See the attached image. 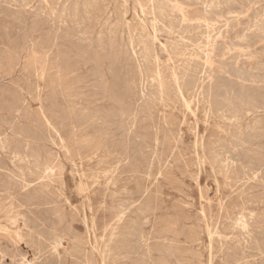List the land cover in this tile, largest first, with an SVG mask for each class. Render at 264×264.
Wrapping results in <instances>:
<instances>
[{
    "label": "rangeland",
    "instance_id": "obj_1",
    "mask_svg": "<svg viewBox=\"0 0 264 264\" xmlns=\"http://www.w3.org/2000/svg\"><path fill=\"white\" fill-rule=\"evenodd\" d=\"M14 1V2H13ZM31 1V2H30ZM46 1V2H45ZM49 3H48V2ZM70 1V2H69ZM75 2V3H72ZM87 1V2H86ZM89 1V2H88ZM96 1V2H95ZM101 1V2H100ZM105 3H104V2ZM109 1V2H108ZM114 1V2H113ZM123 1V2H122ZM127 1V2H126ZM146 3L147 0H139ZM188 1V3H187ZM196 1V2H195ZM199 1L201 3H199ZM203 1V2H202ZM207 0H155L158 12L143 13L135 0H1L0 1V203H20L23 208L36 209L29 214L32 224L41 229L40 254L35 244L14 247L9 242L0 243V264H22L26 259L37 264H83L78 253H88L93 264L97 263L96 250L103 248L108 234L104 226L113 216L121 213L115 245H112L110 264H264V0H218L220 22L210 30L212 38L222 33L224 41L218 40L210 83L204 79V88L191 94L187 111L179 99L170 74L173 68L183 73L182 62L191 63L187 74L189 85L194 76L202 77V60L194 59L198 43L204 42L203 28L183 23L173 9L176 2L186 8L190 19L203 17ZM209 1V0H208ZM223 1V3H222ZM225 1V2H224ZM234 1V2H233ZM251 1L253 3H251ZM263 1V2H262ZM7 2V3H6ZM13 2V3H12ZM16 2V4H15ZM21 2V3H19ZM42 2V3H39ZM45 2V3H44ZM54 2V3H51ZM56 2V3H55ZM64 3V6L62 3ZM70 5H68V3ZM77 2V4H76ZM81 2V3H80ZM87 4H86V3ZM103 2V3H102ZM167 2V3H166ZM185 2V3H184ZM195 2V3H194ZM235 4H233V3ZM242 2V4H241ZM244 2L246 6L244 5ZM261 2V3H259ZM9 3V4H8ZM24 3V4H23ZM86 5H85V4ZM90 3V4H89ZM99 6H98V4ZM118 5H117V4ZM120 3V6H119ZM135 3V4H134ZM163 3V4H162ZM172 3V4H170ZM197 3V4H196ZM199 3V4H198ZM226 3V4H225ZM229 3V4H228ZM5 4V5H4ZM22 6H20V5ZM26 4V5H25ZM42 4V5H41ZM50 4V5H49ZM54 4V5H53ZM97 4V5H96ZM105 6H103V5ZM115 4V5H114ZM122 4V5H121ZM166 6H165V5ZM2 5V6H1ZM4 5V6H3ZM7 7L5 8V6ZM10 5V7H9ZM14 5V6H13ZM24 5V6H23ZM29 5V6H28ZM47 5V6H46ZM56 5V7H55ZM68 5V7H67ZM76 5V6H75ZM92 5V7H90ZM109 5V6H107ZM222 5V6H221ZM240 5V7H239ZM251 5V6H250ZM258 5V7H257ZM18 6V7H17ZM20 6V7H19ZM37 6V7H35ZM53 6V7H51ZM59 6H62L61 8ZM81 6V7H80ZM86 6V8H85ZM114 6V8H113ZM116 6V7H115ZM159 6V7H158ZM238 6V7H237ZM242 6V7H241ZM23 7V8H22ZM42 10H40L39 8ZM44 7V8H43ZM78 7V8H77ZM100 9H96V8ZM104 7V8H103ZM107 7V8H105ZM124 7V8H123ZM127 7V8H126ZM226 7V8H225ZM254 7V8H253ZM8 8V9H7ZM27 8V9H26ZM37 8V9H36ZM53 8V9H51ZM60 8V10H59ZM68 10H67V9ZM70 8V9H69ZM102 8V9H101ZM118 8V9H117ZM166 8V9H164ZM189 10H188V9ZM231 8V9H229ZM237 8V9H236ZM242 8V10H240ZM257 8V9H256ZM5 9V10H4ZM13 11H12V10ZM20 13L18 12V10ZM26 9V10H25ZM35 9V10H32ZM47 9V10H46ZM48 9H50L48 11ZM63 9V10H62ZM72 9V10H71ZM77 9V10H74ZM94 11H93V10ZM105 12H104V10ZM107 9V10H106ZM116 9V10H115ZM122 9V11H121ZM126 9V10H125ZM163 11L164 15L160 12ZM224 9V10H223ZM234 9V10H233ZM253 9V10H252ZM263 9V10H262ZM15 10V11H14ZM53 10V11H51ZM56 10V11H55ZM58 10V11H57ZM85 10V12H84ZM98 10V12H97ZM129 12H128V11ZM134 10V11H133ZM236 10V11H235ZM258 12H256V11ZM263 12H262V11ZM4 11V12H2ZM12 11V12H11ZM36 11V12H35ZM64 11V12H62ZM70 11V12H68ZM74 11V12H73ZM76 11L78 12L76 14ZM83 11V12H82ZM95 13V15H91ZM103 13H102V12ZM107 11V13H106ZM116 11V12H115ZM126 11V13H124ZM169 11V13L167 12ZM171 11V12H170ZM192 11V12H191ZM194 11V12H193ZM221 11V12H220ZM261 11V12H260ZM28 12V14L26 13ZM31 12V13H29ZM66 12V13H65ZM73 12V14H72ZM91 12V13H89ZM97 12V13H96ZM122 14H120V13ZM135 12V13H134ZM148 12V13H147ZM176 12V13H175ZM196 12V13H195ZM201 12V13H200ZM217 12H220L217 14ZM224 12V13H223ZM228 12V13H227ZM234 12V13H233ZM239 12V13H237ZM242 12V13H241ZM18 15H16V14ZM43 13V14H42ZM55 15H54V14ZM60 13V14H59ZM65 15H64V14ZM75 13V14H74ZM100 13V14H99ZM141 13V14H139ZM157 13V14H156ZM160 18L159 19V14ZM215 13V12H214ZM223 13V14H222ZM254 15H253V14ZM30 14V15H29ZM37 14V15H36ZM39 14V15H38ZM49 14V17L48 15ZM59 14V15H58ZM67 14V15H66ZM69 14V15H68ZM71 14V15H70ZM89 14V15H88ZM133 14V15H132ZM146 14V15H145ZM150 14V15H149ZM176 14V15H175ZM196 14V15H195ZM226 14V15H225ZM256 14V15H255ZM260 17L257 20V16ZM13 15H16L12 17ZM24 15V16H23ZM32 15V16H31ZM36 15V18H35ZM45 15V16H44ZM74 15V17H73ZM80 15V16H78ZM82 15V17H81ZM106 15V16H105ZM125 15V17H124ZM149 15V16H148ZM152 15V16H151ZM169 15V16H168ZM230 15V18H229ZM237 15V16H236ZM252 15V16H251ZM4 16V17H3ZM11 16V17H10ZM44 17L42 19V17ZM72 16V17H71ZM93 16V17H92ZM98 16V17H96ZM108 16V18H107ZM117 16V18L115 17ZM121 16V17H120ZM133 16L135 19H133ZM164 18H163V17ZM168 16V17H167ZM178 16V17H177ZM194 16V17H193ZM197 16V17H195ZM240 18H239V17ZM56 17V18H55ZM61 17V18H60ZM71 17V19H70ZM76 17V18H75ZM81 17V18H80ZM123 17V18H122ZM138 17V18H137ZM147 17V18H146ZM228 17V18H227ZM237 19V21L233 18ZM242 17V18H241ZM255 17V18H252ZM5 18V19H4ZM19 18V19H18ZM22 18V19H21ZM35 18V19H34ZM38 18V19H37ZM39 18L42 20H39ZM46 18V19H45ZM67 18V19H66ZM95 18V20L92 19ZM98 20H97V19ZM103 18V19H101ZM107 18V19H106ZM110 18V20H109ZM123 20H122V19ZM146 18V19H145ZM170 18V19H169ZM175 18V19H174ZM7 19V20H6ZM18 19V20H17ZM34 21H33V20ZM51 19V21H50ZM58 20V21H55ZM62 19V20H61ZM70 19V20H69ZM73 19V21H72ZM79 19V20H78ZM82 21H81V20ZM86 19V20H85ZM89 19V20H88ZM112 19V20H111ZM122 21H120V20ZM156 19V21H155ZM168 19V20H167ZM235 21H234V20ZM14 20V21H12ZM37 20V21H36ZM39 20V23H38ZM77 20V21H75ZM109 20V21H107ZM126 22H125V21ZM140 20V21H139ZM154 20V21H153ZM179 20V21H178ZM227 21V27L224 25ZM242 20V21H241ZM262 20V21H261ZM5 21V22H4ZM24 21V22H23ZM55 21V22H54ZM64 22L61 24V22ZM71 21V22H70ZM75 21V22H74ZM95 22V24L93 22ZM97 21H99L97 23ZM101 21V22H100ZM118 26L117 25V22ZM128 21V22H127ZM162 21V22H161ZM171 21V23L169 22ZM175 21V22H174ZM241 21V22H239ZM247 21V22H246ZM253 21V22H251ZM261 21V22H260ZM7 22V23H6ZM20 22V23H19ZM37 24H36V23ZM41 22V23H40ZM45 22V23H44ZM51 22V23H50ZM54 22V23H53ZM69 22V23H68ZM74 22V23H72ZM110 22V23H109ZM116 22V23H115ZM130 22V23H129ZM135 22V23H134ZM153 22V23H152ZM173 22V23H172ZM180 22V24H179ZM244 25H243V23ZM258 22V23H254ZM24 23V24H23ZM34 23V25H33ZM44 23V24H43ZM56 23V24H55ZM66 23V24H65ZM79 23V24H77ZM81 23V24H80ZM89 28L87 27L88 24ZM103 25H102V24ZM115 23V24H114ZM133 23V24H132ZM137 23V24H136ZM177 23L178 25L176 26ZM194 23V21H193ZM242 23V24H241ZM249 24L248 26L246 25ZM252 23V24H251ZM262 23V24H261ZM30 24L32 26L30 27ZM46 24V25H45ZM51 28H49L50 26ZM73 29H70L71 27ZM123 24V27H122ZM139 24V25H138ZM154 24V25H153ZM188 26H187V25ZM251 24V25H250ZM23 25V26H22ZM67 25L69 27H67ZM77 25V26H75ZM97 25V27H96ZM115 25V26H114ZM131 25V26H130ZM134 25V26H133ZM150 25V26H149ZM156 25V26H155ZM181 25V27H179ZM223 25V26H222ZM230 25V26H229ZM235 25V26H234ZM254 25V26H253ZM257 25V26H255ZM261 25V27L259 26ZM15 26V27H14ZM21 26V28H20ZM28 26V27H27ZM57 26V27H56ZM79 26V27H78ZM83 26V27H82ZM86 26V27H85ZM103 26H107L104 27ZM109 26V27H108ZM112 26V27H111ZM114 26V27H113ZM125 26H128L125 27ZM136 26V27H135ZM141 26V27H139ZM154 28H152V27ZM161 26V28H160ZM170 26V27H169ZM187 26V27H186ZM242 26V27H241ZM248 27L249 29L245 28ZM250 26V27H249ZM263 26V29H262ZM9 27V28H8ZM26 27V29H25ZM42 27V28H41ZM47 27V28H46ZM60 27V28H58ZM63 27V28H61ZM65 27H67L65 29ZM75 27V28H74ZM77 27V28H76ZM82 27V29H81ZM93 27V29H92ZM99 27V28H98ZM102 27V30H101ZM117 27L119 29H117ZM139 27V29H137ZM183 27V28H182ZM186 27V29H184ZM195 27V29H194ZM241 27V28H240ZM257 27V28H256ZM11 28V29H10ZM24 28V29H23ZM34 28V29H33ZM58 28V29H57ZM106 28V29H105ZM109 31H108V29ZM122 28V29H121ZM131 28V29H130ZM143 28V29H140ZM147 30H146V29ZM152 28V29H151ZM166 28V29H165ZM172 28V29H170ZM176 30H175V29ZM225 28V30L223 29ZM243 28V29H242ZM245 28V29H244ZM37 29V30H36ZM39 29V32H38ZM53 29V30H51ZM77 29V30H76ZM83 31H81V30ZM92 29V30H91ZM99 29V30H98ZM105 29V30H104ZM112 29V30H110ZM136 31H135V30ZM156 29V30H155ZM175 31H174V30ZM193 29V30H192ZM219 29V30H218ZM225 31L223 32L222 31ZM232 29L235 31H232ZM242 29V30H241ZM256 32L254 33V31ZM6 30V31H5ZM9 30V31H8ZM12 30V31H11ZM26 30V31H25ZM49 33H47V31ZM50 30V31H49ZM57 32H56V31ZM59 30V32H58ZM73 33H72V31ZM115 30V32H114ZM118 30V31H117ZM125 30V31H124ZM141 30V32H140ZM172 30V31H171ZM183 30V31H182ZM185 30V31H184ZM198 30V31H197ZM230 30V31H229ZM237 30V32H236ZM249 30V31H248ZM24 32V33H21ZM28 31V32H27ZM65 32V35H63ZM69 31V32H67ZM86 31V32H85ZM88 31V33H87ZM94 31V32H93ZM99 33H98V32ZM105 31V32H104ZM108 31V32H107ZM144 31V35L143 32ZM155 33H154V32ZM164 31V32H163ZM167 31V32H166ZM174 33H171L173 32ZM182 31V32H181ZM187 31V33H186ZM192 31V32H189ZM194 31V32H193ZM200 31V32H199ZM244 33H243V32ZM14 32V33H13ZM18 32V33H17ZM46 32V34L44 33ZM77 32V33H76ZM81 32V33H78ZM91 32V33H89ZM101 32V33H100ZM109 32H113L112 34ZM130 32V34H129ZM138 32V33H137ZM146 32V33H145ZM158 32V33H157ZM162 32V33H161ZM166 32V33H165ZM169 32V35H168ZM179 34H178V33ZM184 32V33H183ZM214 32V34H213ZM233 32V33H231ZM258 32V34H257ZM5 33V34H4ZM41 33V34H40ZM75 33V34H74ZM83 33V34H82ZM85 33V34H84ZM93 33V34H92ZM96 33V34H95ZM118 33V34H116ZM121 33V34H120ZM135 33V34H134ZM140 33V34H139ZM193 33L195 34L193 36ZM201 33V34H199ZM236 33V34H235ZM248 33V34H247ZM16 34V35H15ZM55 34V35H53ZM59 34V36H58ZM70 34V35H69ZM82 34V35H81ZM89 34V35H87ZM91 34V35H90ZM117 36H116V35ZM139 34V35H138ZM143 36H142V35ZM146 34V35H145ZM149 34V35H147ZM174 36H173V35ZM251 34V35H250ZM48 35V36H47ZM57 35V38H56ZM93 35V36H92ZM100 39H99V36ZM120 35V36H119ZM126 35V36H125ZM133 35V36H132ZM179 37H178V36ZM183 35V37H182ZM189 35V36H187ZM198 35V36H197ZM215 35V37H213ZM228 35V36H227ZM233 35H235L233 37ZM243 35V36H242ZM248 35V36H247ZM250 35V36H249ZM255 35V36H254ZM262 35V36H261ZM47 36V37H46ZM65 38H64V37ZM71 36V37H70ZM105 36V37H104ZM113 38H112V37ZM135 36V37H134ZM139 38H138V37ZM149 36V37H148ZM154 39H151V37ZM171 36V37H170ZM237 36V37H236ZM242 36V37H241ZM245 36V37H244ZM3 37H6L3 39ZM20 37V38H19ZM24 37V38H23ZM45 37V38H44ZM55 37V38H54ZM60 37V38H59ZM63 37V38H62ZM80 37V40H78ZM88 37V39L86 38ZM128 40H127V38ZM148 37L150 39H146ZM187 37V38H186ZM197 37V38H196ZM233 37V38H232ZM245 39H244V38ZM250 37L252 39H250ZM15 38V39H14ZM23 40H22V39ZM47 38V39H46ZM59 38V39H58ZM96 38V39H95ZM98 38V39H97ZM110 38V39H109ZM124 38V39H123ZM130 38V39H129ZM134 38L136 40H134ZM146 39V40H143ZM156 38V39H155ZM159 38V39H158ZM162 38V39H161ZM195 38V39H194ZM239 38V39H238ZM254 38V39H253ZM8 39V40H7ZM21 39V41H20ZM64 39V40H63ZM70 39V41H69ZM72 39V41H71ZM75 39V40H74ZM82 39V40H81ZM92 39V41H91ZM112 39V40H111ZM115 39V40H113ZM140 39V40H138ZM180 39V40H179ZM183 39V40H182ZM203 39V40H202ZM237 39V40H236ZM249 41H247V40ZM10 40V41H9ZM15 40L17 42H15ZM49 40V41H48ZM61 40V41H59ZM76 41V43L74 41ZM87 40V41H85ZM89 40V41H88ZM100 40V41H99ZM117 40V43L115 42ZM121 40V41H119ZM124 40V41H123ZM132 40V41H131ZM134 40V41H133ZM157 40V41H156ZM169 40V41H167ZM198 40V41H195ZM202 40V41H201ZM235 40V41H234ZM254 40V41H252ZM5 43H4V42ZM20 41V42H19ZM24 45L22 44L23 42ZM55 41V42H54ZM58 41V42H57ZM65 41V42H64ZM78 41V42H77ZM82 43H81V42ZM96 41V42H95ZM103 43H102V42ZM114 41V42H112ZM139 41V42H138ZM146 41V42H145ZM167 41V42H165ZM182 43H181V42ZM195 41V42H194ZM200 41V42H199ZM228 41V42H227ZM241 41H243L241 43ZM15 42V43H13ZM40 42V44H39ZM44 42V45L43 43ZM53 42V43H51ZM57 42V43H56ZM62 42V43H61ZM73 42V43H72ZM87 44H84V43ZM112 42V43H111ZM121 42V44L119 43ZM127 42V43H126ZM138 42V43H137ZM159 42V43H158ZM169 42V43H168ZM188 42V43H187ZM229 49L228 54L224 50ZM237 44H235V43ZM239 42L240 44H238ZM247 42V43H245ZM250 42V43H249ZM35 43V44H34ZM56 43V46L54 45ZM61 43V44H59ZM88 43L91 45H88ZM99 43H101L99 45ZM108 43V44H107ZM143 43V45H142ZM150 43L152 47L150 46ZM161 43V44H160ZM177 43V44H175ZM191 43V44H190ZM223 43V44H221ZM229 43V44H228ZM31 44V45H30ZM34 44V45H33ZM39 44V47H38ZM65 44V45H63ZM73 44V45H72ZM76 46H75V45ZM120 44V45H119ZM126 44V45H125ZM140 44V45H138ZM247 44V45H246ZM249 44V46H248ZM251 44V46H250ZM33 45V46H32ZM37 45V46H36ZM51 45V46H50ZM67 45V46H66ZM79 45V46H78ZM82 45V46H81ZM104 45V46H103ZM116 45V46H115ZM128 45V46H127ZM164 45V46H162ZM180 45V46H179ZM187 45V47H186ZM243 45V46H242ZM19 46V47H18ZM22 46V47H20ZM44 46V47H43ZM48 46V47H47ZM63 46V47H62ZM88 48H85L87 47ZM102 48H101V47ZM109 46V47H108ZM117 48H114V47ZM119 46V47H118ZM132 48H131V47ZM137 46V47H136ZM140 46V47H139ZM150 46V47H149ZM175 50H173V48ZM177 46V47H176ZM184 46V47H183ZM189 46V47H188ZM32 47V49H31ZM38 47V48H37ZM62 47V48H61ZM67 47V48H66ZM93 49V50H91ZM106 49H105V48ZM123 47V48H122ZM231 47V48H230ZM251 47V48H250ZM19 48V49H18ZM27 48V49H26ZM35 48V49H34ZM44 48V49H43ZM46 48V49H45ZM53 49V50H50ZM72 48V49H71ZM79 50H78V49ZM124 50H122V49ZM131 48V49H130ZM140 48V49H139ZM147 48V49H146ZM165 48V49H163ZM246 48V49H245ZM254 48V49H253ZM30 49V50H29ZM57 49V50H55ZM84 49V50H82ZM86 49V50H85ZM98 52L95 53V51ZM111 49V50H110ZM114 49V50H112ZM137 49V50H136ZM143 49V50H142ZM146 49V50H144ZM153 49V50H152ZM160 49V50H158ZM179 49V50H178ZM191 51H190V50ZM5 50V51H4ZM24 50V51H23ZM39 50V51H38ZM43 52L41 53L40 52ZM45 50V52H44ZM72 50V51H71ZM91 50V51H90ZM95 50V51H94ZM117 50V51H116ZM163 50V51H162ZM165 50V51H164ZM172 50V51H171ZM180 50L182 52H180ZM26 51V52H25ZM34 51V52H33ZM47 51V52H46ZM58 51V52H56ZM64 51V52H62ZM66 51V52H65ZM75 54H74V52ZM80 53H77L79 52ZM111 51V52H110ZM113 51V52H112ZM120 51V53H118ZM127 51V56L124 52ZM131 51V52H130ZM145 51V52H144ZM151 51V52H150ZM172 53H170V52ZM219 53L217 54V52ZM240 53H238V52ZM69 52V54H68ZM84 52V53H83ZM90 52V53H89ZM105 54H104V53ZM153 52V53H152ZM175 52V53H174ZM178 52V53H177ZM184 52V53H183ZM233 52V53H232ZM6 53V54H5ZM36 53V54H35ZM77 53V54H76ZM87 53V54H86ZM89 53V54H88ZM92 53V54H91ZM101 53V54H100ZM138 56H137V54ZM145 53V55H144ZM150 53V55H149ZM152 53V55H151ZM156 53V55H155ZM189 53V54H188ZM193 53V54H192ZM224 53V55H223ZM230 53V54H229ZM232 53V54H231ZM243 53V56H242ZM245 53V54H244ZM20 54V55H19ZM33 56H32V55ZM42 54V55H41ZM47 54V56H45ZM50 54V55H49ZM79 54V55H78ZM86 54V55H85ZM100 54V56H98ZM112 54V55H111ZM115 54V55H113ZM119 54V55H118ZM125 54V55H124ZM147 54V55H146ZM168 54V55H167ZM181 54V55H180ZM184 54V55H183ZM192 54V55H191ZM239 54V55H238ZM44 55V57H43ZM88 55V57H86ZM96 55V56H95ZM129 55V56H128ZM134 55H136L134 57ZM141 55V56H140ZM218 55V56H217ZM233 55V56H232ZM236 55V56H234ZM248 55V56H247ZM3 56V57H2ZM16 56V57H15ZM57 56V57H56ZM68 56V57H67ZM74 56V57H73ZM90 56H92L90 58ZM104 59H103V57ZM106 56V57H105ZM118 56V58H117ZM120 56V57H119ZM125 56V57H123ZM140 56V57H139ZM153 56H155V59ZM170 58H169V57ZM172 56V57H171ZM217 56V57H216ZM18 57V58H17ZM63 57V58H62ZM85 57V58H84ZM95 57V60L94 58ZM97 57V58H96ZM112 57V58H111ZM128 57V58H127ZM144 57V58H142ZM150 57H152L150 59ZM179 59H178V58ZM193 57V59H192ZM200 57V56H199ZM46 58V59H45ZM50 58V59H49ZM60 58V60H59ZM69 58V59H68ZM74 58V59H73ZM100 58V59H99ZM109 58V60H108ZM121 58V59H120ZM125 58V63L122 60ZM136 58V59H135ZM140 58V59H139ZM146 58V59H145ZM181 58V59H180ZM187 58V59H186ZM201 58V57H200ZM223 58V59H222ZM227 58V59H226ZM243 58V59H242ZM259 58V59H258ZM67 59V60H66ZM71 59L74 61H71ZM81 59V60H80ZM115 59V60H114ZM128 59V60H127ZM130 59H133L132 61ZM135 59V60H134ZM150 59V61H149ZM155 59V60H153ZM174 59V60H173ZM178 59V60H177ZM183 59V60H182ZM239 59V60H238ZM6 60V61H5ZM25 60V61H24ZM43 60V63H42ZM56 60V62H55ZM90 60V61H89ZM94 60V61H93ZM103 60V61H102ZM117 60V63H116ZM141 60L143 62H141ZM147 61V62H144ZM186 60V61H185ZM216 60V61H215ZM228 60V61H226ZM242 60V62H241ZM259 60V61H258ZM261 60V62H260ZM41 61V62H40ZM67 61V62H66ZM81 63H80V62ZM85 61V62H84ZM87 61V63H86ZM99 61V62H98ZM105 61V62H104ZM120 63H119V62ZM131 61V62H130ZM155 64H154V62ZM156 61L158 63H156ZM161 61V62H160ZM167 61V62H166ZM178 61V62H177ZM199 61V63H198ZM246 61V62H245ZM18 62V63H17ZM25 62V63H24ZM65 62V64L61 63ZM70 62V63H69ZM77 62V63H76ZM83 62V63H82ZM103 62V63H102ZM109 62V63H107ZM115 62V63H114ZM134 62V63H133ZM195 62V63H194ZM232 62V63H231ZM238 64H236V63ZM258 62V63H257ZM5 63V65H4ZM9 63V64H8ZM72 63V64H71ZM73 63H75L73 65ZM79 63V64H78ZM85 63V64H84ZM94 65H93V64ZM97 63V66H96ZM98 63L100 65H98ZM114 63V66H113ZM119 63V64H118ZM144 63V64H143ZM220 63V66H219ZM223 63V64H222ZM262 65H261V64ZM7 64V65H6ZM19 64V65H17ZM34 64V65H33ZM36 64V65H35ZM61 64V65H59ZM67 64V65H66ZM71 64V65H70ZM88 64V65H87ZM103 64V66H101ZM108 64V65H107ZM124 64V65H123ZM133 64V65H132ZM139 64V65H138ZM141 64V65H140ZM148 64V67L147 65ZM162 64V65H161ZM165 64V65H164ZM173 64V65H172ZM200 64V65H199ZM231 64V65H230ZM260 64V65H259ZM42 65V66H40ZM45 67H44V66ZM51 65V66H50ZM56 65V66H55ZM66 65V66H65ZM117 67H116V66ZM137 65V66H136ZM145 65V66H144ZM152 65V66H151ZM156 65V66H155ZM184 65V64H183ZM194 65L196 68H194ZM12 66V67H11ZM22 66V67H21ZM50 66V67H49ZM56 68H55V67ZM69 66V67H68ZM80 68H79V67ZM99 66V67H98ZM109 66V67H108ZM111 66V67H110ZM120 66V67H119ZM154 66V67H153ZM164 66V67H162ZM176 66V67H175ZM222 66V67H221ZM233 66V67H231ZM244 66V68H243ZM250 66V67H249ZM263 66V67H262ZM4 67V68H3ZM6 67V69H5ZM40 67V68H39ZM61 67V68H60ZM63 67V68H62ZM76 67V68H74ZM78 67V68H77ZM91 67V68H90ZM102 67V68H101ZM122 67V68H121ZM125 67V68H124ZM128 67V68H127ZM137 67V69H135ZM152 67V68H151ZM168 67V68H167ZM241 67V68H239ZM259 67V68H258ZM9 68V69H8ZM70 68H72L70 70ZM96 68L98 71H96ZM99 68V69H98ZM101 68V69H100ZM133 68V69H132ZM139 68V69H138ZM146 68V69H145ZM150 68V69H148ZM194 68V69H193ZM246 68V69H245ZM256 68V69H255ZM32 69V70H31ZM40 69V70H39ZM95 69V70H94ZM106 69V70H105ZM143 69V70H142ZM158 69V70H157ZM163 69V70H161ZM181 69V70H180ZM201 69L202 71H199ZM237 71H236V70ZM243 69V70H241ZM11 72H10V71ZM13 70V72H12ZM24 70V71H22ZM34 70V71H33ZM63 70V71H62ZM79 70V71H78ZM90 70V71H89ZM129 70V71H128ZM133 70V71H132ZM134 70L137 72H134ZM141 70V71H140ZM220 70V71H219ZM222 70V71H221ZM225 70V71H224ZM231 70V71H230ZM246 70V71H245ZM257 70V71H256ZM260 70V71H259ZM38 71V72H37ZM66 71V72H65ZM94 71V72H93ZM108 71V72H107ZM128 71V72H127ZM140 71V72H138ZM161 71V72H160ZM182 71V72H181ZM242 71V73H241ZM250 71V72H248ZM253 71V72H251ZM24 72V73H22ZM26 72V74H25ZM31 75H30V73ZM63 72V73H62ZM88 72V73H87ZM93 72V73H92ZM102 72V74H99ZM112 72V73H111ZM117 72V73H116ZM122 74H121V73ZM131 72V73H130ZM133 72V73H132ZM153 72V73H152ZM159 72L163 95L153 75ZM166 72V73H165ZM170 72V73H169ZM195 72V73H194ZM200 72V73H199ZM225 72V73H223ZM232 72V73H231ZM234 72V73H233ZM238 72V73H235ZM255 72V73H254ZM262 72V73H261ZM38 73V74H37ZM42 79H41V74ZM58 73V74H57ZM91 73V74H90ZM139 73V74H138ZM146 73V74H145ZM161 73V74H160ZM18 74V75H16ZM33 74V75H32ZM104 74V75H103ZM118 76H117V75ZM124 74V75H123ZM133 74V75H132ZM142 74V75H140ZM149 74V75H148ZM235 74V75H234ZM248 74V77H247ZM3 75V76H1ZM6 75V76H4ZM10 75V76H8ZM20 75V76H19ZM27 75V76H26ZM61 75V76H60ZM90 75V76H88ZM102 75V76H101ZM137 77H136V76ZM146 75V76H145ZM170 75V76H169ZM200 75V76H199ZM227 75V76H226ZM256 77H255V76ZM8 76V77H7ZM13 76V77H12ZM25 76V77H24ZM94 76V78H93ZM101 76V77H100ZM114 76V77H113ZM125 76V77H124ZM140 76V78H139ZM198 76V78L196 77ZM230 78H229V77ZM235 76V77H234ZM245 76V78H244ZM27 77V78H26ZM31 77V79L29 78ZM36 77V78H35ZM40 77V78H38ZM68 80H67V78ZM74 77V78H73ZM80 77V78H79ZM96 77V78H95ZM98 77V78H97ZM104 77L102 83V78ZM111 77V78H110ZM124 77V78H123ZM133 77V78H132ZM135 77V78H134ZM169 77V78H168ZM237 77V78H236ZM243 79H242V78ZM258 77V79H257ZM24 78V79H23ZM62 78V80H61ZM101 78V79H100ZM109 78V79H108ZM113 78V79H112ZM114 78H118L115 80ZM122 78V79H121ZM136 78L138 80H136ZM234 78V79H233ZM251 78V79H250ZM254 78V79H253ZM88 79V80H87ZM90 79V80H89ZM106 79V80H105ZM111 79V80H110ZM127 79V80H126ZM129 79V80H128ZM147 79V80H146ZM223 79V80H221ZM256 79V80H255ZM261 79V80H260ZM71 80V82H70ZM73 80V81H72ZM94 80V81H93ZM125 80V81H124ZM131 80V81H130ZM144 80V81H143ZM166 80V82H165ZM195 80V79H194ZM216 80V81H215ZM221 80V81H220ZM229 80V81H228ZM250 80V81H249ZM5 81V82H4ZM18 81V82H17ZM24 81V82H23ZM59 81V84H58ZM81 83H80V82ZM89 83H88V82ZM130 81V82H129ZM148 81V82H147ZM164 81V82H163ZM214 81V82H213ZM236 81V82H234ZM253 81V82H252ZM262 81V82H261ZM9 82V83H8ZM22 82V83H20ZM36 82V83H35ZM110 84H109V83ZM125 82V83H124ZM129 85H127L126 84ZM134 82V83H133ZM138 82V83H137ZM141 82V83H140ZM144 82L146 84H144ZM151 82V83H149ZM153 82V84H152ZM191 82V83H190ZM216 82V83H215ZM227 82V83H226ZM259 82V83H258ZM7 83V84H6ZM28 83V84H27ZM65 83V84H64ZM67 83V84H66ZM69 83V84H68ZM75 83V84H74ZM91 83V85H90ZM96 83V84H95ZM113 83V84H112ZM118 83V84H117ZM164 83V84H163ZM167 83V84H166ZM187 86L188 87V85ZM221 88V92L219 85ZM225 85H224V84ZM233 85H230V84ZM243 83V84H242ZM248 83V84H247ZM11 84V85H10ZM21 84V85H20ZM34 87L31 88L30 87ZM34 84V85H33ZM77 84L79 85L77 87ZM92 84H94L92 86ZM117 84V85H115ZM123 84V85H122ZM131 84V85H130ZM135 84V85H134ZM171 84V85H170ZM212 86L215 85V86ZM217 84V85H216ZM235 84V85H234ZM246 85V88L244 86ZM26 85V86H25ZM54 85V86H53ZM66 85V86H65ZM88 85V86H87ZM90 85V86H89ZM103 85V86H102ZM107 85V86H106ZM110 85V86H109ZM113 85V86H112ZM119 85V86H118ZM134 85V86H133ZM170 87H169V86ZM222 85V87H221ZM224 85V86H223ZM244 85V86H243ZM254 85V88L252 89ZM7 89H6V87ZM25 86V87H23ZM74 86V87H71ZM81 86V87H80ZM96 86V88H95ZM118 86V87H117ZM131 86V87H130ZM141 87V91L140 88ZM153 86V87H152ZM166 86V87H165ZM174 88H173V87ZM226 86V87H225ZM238 86V87H237ZM251 86V87H250ZM3 87V88H2ZM23 87V88H22ZM91 89H90V88ZM130 89H125V88ZM136 87V88H135ZM143 87V88H142ZM158 87V88H157ZM208 87V89H207ZM231 87V88H230ZM234 87V88H233ZM241 87V88H240ZM243 87V89H242ZM256 87V88H255ZM262 91H260L261 89ZM13 88V89H12ZM46 88V89H45ZM58 88V89H57ZM62 88V89H61ZM65 88V90L63 89ZM73 88V89H72ZM76 88V89H75ZM78 88V89H77ZM100 88V89H99ZM106 88V89H105ZM112 88V89H111ZM115 88V89H114ZM135 88V89H133ZM139 88V89H138ZM146 88V89H145ZM165 88V90H164ZM171 88V89H170ZM224 90H223V89ZM233 88V89H232ZM238 88V89H237ZM250 88V89H248ZM16 93H15V91ZM21 89V90H20ZM39 89V90H38ZM89 89V90H87ZM157 89V90H156ZM214 89V90H213ZM227 89V90H226ZM240 89V90H239ZM245 89V90H244ZM3 90V91H1ZM10 90V91H9ZM24 90V91H23ZM27 90V91H26ZM30 90V91H29ZM44 90V91H43ZM72 90V91H70ZM100 90V91H99ZM106 92H105V91ZM111 90V91H110ZM116 90V91H115ZM169 90V91H167ZM173 90V91H172ZM209 92H208V91ZM217 90V91H215ZM248 90V92H247ZM9 91V92H8ZM81 91V92H80ZM83 91V92H82ZM98 91V92H97ZM102 91V92H101ZM122 91V92H121ZM133 91V92H132ZM148 91V92H146ZM152 91V92H151ZM230 91V92H228ZM232 91V93H231ZM239 93H238V92ZM242 91V92H241ZM244 91V92H243ZM253 91V92H252ZM256 91H259L257 94ZM12 92V93H11ZM28 92V93H27ZM48 92V93H47ZM54 94H51V93ZM61 92V94H60ZM68 94H65V93ZM75 92V93H74ZM100 92V93H99ZM121 92V93H120ZM132 92V93H131ZM136 92V93H135ZM140 92V93H139ZM142 92V93H141ZM168 92V93H167ZM203 92V93H202ZM210 94H208V93ZM212 92V93H211ZM214 92V93H213ZM218 95H216L215 94ZM218 92V93H217ZM223 92V93H222ZM246 92V93H245ZM252 92V93H251ZM11 95H10V94ZM15 93V94H14ZM112 93V95H111ZM127 93V94H126ZM149 93V95L147 94ZM153 93V94H152ZM173 95H172V94ZM208 95H207V94ZM230 93V94H229ZM256 93V94H253ZM5 94V95H4ZM19 94V95H18ZM84 94V95H83ZM102 96H101V95ZM115 94V95H114ZM125 94V95H124ZM137 94V96H136ZM140 94V95H139ZM169 94V95H168ZM194 94V95H193ZM202 94V95H201ZM235 94V95H234ZM240 96H239V95ZM244 96H243V95ZM22 95V96H21ZM33 95V96H32ZM39 95V96H38ZM70 95V96H69ZM79 95V96H78ZM83 95V96H82ZM95 95V96H94ZM105 95V96H104ZM120 95V96H119ZM122 95V96H121ZM176 95V96H175ZM197 95V96H196ZM218 99H216L215 96ZM226 95V96H225ZM247 95V96H246ZM258 95V96H257ZM261 95H263L261 97ZM4 96V97H3ZM15 96V97H14ZM29 96V98L27 97ZM38 96V97H37ZM78 96V97H77ZM89 96V97H88ZM116 96V97H115ZM139 96V97H138ZM143 96V97H142ZM145 96V97H144ZM153 96V97H152ZM206 98H205V97ZM207 96H210L208 98ZM224 96V97H223ZM237 96V97H236ZM239 96V97H238ZM249 96V97H248ZM256 98H255V97ZM8 97V98H7ZM25 97V98H24ZM57 97V98H56ZM69 99H68V98ZM81 97V98H80ZM98 97V98H97ZM103 98L100 100V98ZM115 97V98H114ZM120 100H118L119 98ZM130 97V98H129ZM132 97V98H131ZM159 97V99H158ZM175 99H174V98ZM231 99H230V98ZM243 97V98H242ZM5 98V99H4ZM14 98V99H13ZM29 100H28V99ZM39 98V99H38ZM47 98L48 100L44 99ZM60 98V99H59ZM67 98V99H66ZM83 98V99H82ZM89 98V99H88ZM94 98V99H91ZM106 98V99H105ZM110 98V100H109ZM123 98V99H122ZM125 98V99H124ZM141 98V99H140ZM143 98V99H142ZM149 98V99H148ZM162 98V100H161ZM166 98V99H165ZM168 98V99H167ZM212 98V99H211ZM236 98V99H235ZM250 98V99H249ZM258 98V99H257ZM10 101H7V100ZM36 99V100H35ZM38 99V100H37ZM79 99V100H78ZM137 99V100H135ZM170 99V100H169ZM179 99V100H178ZM195 99V100H194ZM202 99V100H201ZM204 99V100H203ZM210 100L213 113L205 116L206 102ZM216 99V100H215ZM238 99H241L238 100ZM244 99V100H243ZM249 99V100H248ZM253 99V100H252ZM261 101H260V100ZM14 100V101H13ZM20 100V102H19ZM25 100V102H24ZM58 100V101H56ZM64 100V101H63ZM68 100V101H67ZM90 100V101H89ZM103 100V101H102ZM116 100V101H115ZM118 100V101H117ZM144 100V101H143ZM153 100V101H151ZM155 100V101H154ZM157 100V101H156ZM193 100V101H192ZM215 100V101H214ZM218 100H221L220 102ZM227 102H225V101ZM247 100V101H245ZM18 101V102H15ZM49 101V102H48ZM51 101V102H50ZM62 101V103H61ZM109 101V102H108ZM111 101V102H110ZM127 101V102H126ZM148 101V102H147ZM181 105L179 104V102ZM218 101V102H217ZM235 101V102H234ZM246 103H245V102ZM254 101V102H253ZM4 102V103H3ZM14 104L12 105V103ZM34 102V103H33ZM44 102V103H43ZM56 102V103H53ZM60 102V103H59ZM64 102V103H63ZM88 102V105H87ZM105 102V103H104ZM134 102V103H132ZM139 102V103H138ZM144 102V103H143ZM146 102V103H145ZM154 102V103H153ZM171 102V104H170ZM175 102V103H174ZM178 104H177V103ZM197 102V103H196ZM205 102V103H204ZM217 104H216V103ZM250 102V103H248ZM10 103V104H9ZM110 103V104H109ZM115 106L112 107L111 104ZM127 103V104H126ZM131 105H130V104ZM136 103V104H135ZM151 105H148V104ZM164 103V104H163ZM202 103V104H201ZM238 103V104H237ZM240 103V104H239ZM243 105H242V104ZM257 103V104H256ZM3 104V105H2ZM9 104V105H8ZM29 104V105H28ZM63 104V105H58ZM68 104V105H66ZM71 104V105H70ZM109 104V105H107ZM119 104V105H118ZM120 104H122L120 106ZM129 104V105H128ZM135 106H134V105ZM145 104V105H144ZM160 106H159V105ZM174 104V105H173ZM192 104V105H191ZM199 104V105H198ZM201 104V105H200ZM204 104V106H202ZM216 104V105H215ZM234 108H232L233 106ZM256 104V106H255ZM260 104V105H259ZM11 105L13 107H11ZM16 105V106H15ZM18 105V106H17ZM22 105V106H21ZM40 105V106H39ZM66 105V106H65ZM143 105V106H142ZM163 105V106H161ZM231 105V106H230ZM245 105V106H244ZM247 105L250 106L247 108ZM24 106V108H22ZM29 106V107H27ZM77 106V107H76ZM86 106V107H85ZM98 106V107H97ZM105 106V107H104ZM130 106V107H128ZM146 106V107H145ZM148 106L150 109H148ZM155 108H153V107ZM183 106V107H181ZM197 106V108H196ZM221 106V107H220ZM227 106V108L225 107ZM242 106V107H241ZM7 107V108H5ZM26 107V108H25ZM59 107V108H58ZM63 107V108H62ZM69 107V109H68ZM76 107V108H75ZM90 107V108H89ZM107 107V108H106ZM143 107V108H142ZM164 107V108H163ZM195 107V108H194ZM220 107V112L216 110ZM236 107V108H235ZM238 107V108H237ZM262 107V108H261ZM39 108V109H38ZM43 108V110H42ZM47 108V109H46ZM58 108V109H57ZM72 108V111L71 109ZM92 108V109H91ZM97 108V109H96ZM112 108V109H111ZM121 108V110H120ZM135 110H134V109ZM140 108V109H139ZM146 110H145V109ZM161 108V109H160ZM167 108V109H166ZM179 108V109H178ZM204 108V109H203ZM247 108V109H246ZM253 108V109H252ZM22 109V110H21ZM73 109H75L73 111ZM133 109V110H132ZM144 111H143V110ZM164 109V110H163ZM195 109V110H194ZM197 109V110H196ZM202 111H201V110ZM222 109V110H221ZM238 109V110H237ZM250 109V110H249ZM255 109V110H254ZM5 110V111H4ZM17 110V111H16ZM26 110L28 112H26ZM31 112H30V111ZM45 110V111H44ZM62 110V111H61ZM68 110L70 112H68ZM97 110V111H96ZM150 112H149V111ZM173 110V111H172ZM235 110V112H234ZM48 111V112H46ZM54 111V112H53ZM61 111V112H60ZM79 111V112H78ZM91 111V112H89ZM107 111V112H106ZM121 111L120 113H118ZM153 111V112H152ZM228 111V112H227ZM238 113H237V112ZM244 111V112H243ZM10 112V113H9ZM24 112V113H23ZM68 112V113H67ZM72 112V113H71ZM88 112V113H87ZM93 112V113H92ZM113 112V113H112ZM116 112V113H115ZM124 112V113H123ZM141 112V113H139ZM145 112V113H144ZM223 112V113H222ZM6 113V114H5ZM28 113V114H27ZM32 113V114H31ZM71 113V114H70ZM81 113V114H80ZM90 113V114H89ZM100 115H97V114ZM109 113V114H108ZM123 113V114H122ZM148 113V114H147ZM182 113V114H181ZM193 115H192V114ZM40 114V116H38ZM55 114V115H54ZM84 114V115H83ZM106 114V115H104ZM111 114V115H110ZM117 114V115H116ZM122 114V115H121ZM131 114V116H130ZM134 114V115H133ZM154 114V115H153ZM161 114V115H159ZM167 114V115H166ZM204 117H203V115ZM216 114V115H215ZM220 114V116H219ZM235 114V115H234ZM258 114V116H257ZM260 114V115H259ZM18 115V116H17ZM27 115V116H26ZM50 115V116H49ZM58 115V116H56ZM60 115V116H59ZM74 115V116H73ZM89 115V116H88ZM93 115V116H92ZM97 115V116H96ZM104 115V116H103ZM119 115V116H118ZM146 115V116H145ZM183 115V117H182ZM211 115V116H210ZM213 115V116H212ZM233 115V116H232ZM237 115V117H236ZM256 115V117H255ZM12 116L13 118H7ZM26 116V117H25ZM32 116V117H31ZM37 116V118H36ZM65 116V117H64ZM71 116V117H70ZM88 116V118H87ZM112 116V118H111ZM117 116V117H116ZM128 116V117H127ZM133 116V117H132ZM140 116V117H139ZM148 116V117H147ZM153 116V117H152ZM244 116V117H243ZM19 117V118H18ZM24 117V118H23ZM43 117V118H42ZM48 117V118H47ZM53 117V118H51ZM57 117V118H56ZM60 117V118H59ZM90 117V118H89ZM131 117V118H130ZM164 117V118H163ZM209 117V118H208ZM216 117V118H215ZM222 117V118H220ZM238 119H236V118ZM243 117V118H242ZM254 118V120H252ZM6 118V119H5ZM26 118V119H25ZM36 118V119H35ZM40 118V119H39ZM69 118V119H68ZM86 118V119H85ZM92 118V119H91ZM97 118V119H96ZM107 118V119H106ZM111 120H110V119ZM117 118V119H116ZM128 118V119H127ZM134 118V119H133ZM149 118V119H148ZM152 118V119H151ZM225 118V119H224ZM235 118V119H234ZM242 119L240 121V119ZM258 118V119H257ZM9 119V122H8ZM11 119V120H10ZM33 119V120H32ZM49 123L60 133L66 144L65 151ZM51 119V121H50ZM64 119V120H63ZM71 119V120H70ZM83 119V120H81ZM85 119V120H84ZM96 119V120H94ZM122 119V121H121ZM138 119V120H137ZM144 119V120H143ZM156 119V120H155ZM158 119V120H157ZM163 119V121H162ZM185 119V121H184ZM212 119V121H211ZM221 119L223 121H221ZM258 121H257V120ZM6 120V121H5ZM55 120V121H54ZM61 120V121H60ZM75 120V121H74ZM115 120V121H114ZM119 120V121H118ZM130 120V121H129ZM152 120V121H151ZM203 120V121H202ZM234 120V121H233ZM262 121L261 123L259 122ZM4 121V122H2ZM14 121V122H13ZM22 121V122H21ZM27 121V122H26ZM37 121V122H36ZM41 121V122H40ZM63 121V122H62ZM71 121V123H70ZM91 121V122H90ZM96 121V122H93ZM108 121V122H107ZM117 121V122H116ZM137 121V122H136ZM145 121V122H144ZM150 123H149V122ZM161 121V122H160ZM167 123H166V122ZM195 121V122H194ZM236 121V122H235ZM55 122V123H54ZM68 122V123H67ZM121 122V123H120ZM130 122V123H129ZM134 122V123H133ZM139 122L141 124H139ZM143 122V123H142ZM148 122V123H147ZM165 124H164V123ZM175 122V125L173 123ZM189 122V123H188ZM192 122V123H191ZM234 122V123H233ZM4 126H3V124ZM33 123V124H32ZM46 123V124H45ZM58 123V124H57ZM62 123V124H60ZM107 123V124H106ZM138 123V124H137ZM162 123V124H161ZM169 123V124H168ZM196 123V124H195ZM247 123V124H246ZM251 123V125H250ZM255 123V124H253ZM16 124V126H15ZM22 124V125H21ZM36 124V126L34 125ZM71 124V125H70ZM92 124V125H91ZM135 124V125H134ZM192 124V126H191ZM25 125V126H24ZM30 125V126H29ZM124 125V126H123ZM137 125V127H136ZM140 125V126H139ZM215 125V127H213ZM231 125H233L231 127ZM257 125V128H256ZM259 125V126H258ZM11 126V127H9ZM14 126V127H13ZM41 126V127H40ZM47 126V127H46ZM56 126V127H55ZM61 126V127H60ZM67 126V127H66ZM74 126V127H73ZM76 126V127H75ZM85 126V127H84ZM102 126V127H101ZM138 126L140 131H138ZM142 126V127H141ZM147 126V127H146ZM153 126V127H152ZM157 126V127H156ZM162 126V127H161ZM167 126V127H166ZM170 126V127H169ZM172 126V127H171ZM196 126V127H195ZM239 126V127H238ZM241 126V127H240ZM248 126V127H247ZM5 127V128H4ZM9 127V128H8ZM19 127V129H18ZM27 127V128H26ZM32 130H31V128ZM44 127V128H43ZM65 127V128H64ZM72 127V128H71ZM87 127V128H86ZM95 127V128H94ZM105 127V128H104ZM107 127V128H106ZM129 127V128H128ZM132 127V128H131ZM144 127V128H143ZM194 129H193V128ZM236 127V128H235ZM247 127V128H246ZM251 127V128H250ZM260 127V128H259ZM17 128V129H16ZM41 128V129H40ZM62 128V129H61ZM70 128V129H69ZM79 128V129H78ZM82 128V129H81ZM101 128V129H100ZM104 128V129H103ZM131 128V129H130ZM147 128V129H146ZM164 128V129H161ZM228 128V130H227ZM245 128V132L244 129ZM253 128V129H252ZM4 129V130H3ZM6 129V130H5ZM24 129V130H23ZM73 129V130H72ZM88 129V130H87ZM90 129V130H89ZM107 129V130H106ZM135 129V131H134ZM146 129V130H145ZM152 129H154L152 131ZM178 129V130H177ZM238 129V131H237ZM247 129V130H246ZM253 131H252V130ZM260 129V130H259ZM9 130V131H8ZM11 130V131H10ZM16 130V131H15ZM43 130V131H42ZM45 130V131H44ZM72 130V131H71ZM161 130V131H160ZM169 130V131H168ZM191 130V131H190ZM227 130V131H226ZM231 130V131H230ZM234 132H233V131ZM240 130V132H239ZM251 130V131H250ZM256 130V131H255ZM8 131V132H7ZM86 131V132H85ZM114 131V132H113ZM146 131V132H145ZM155 131V132H154ZM243 131V133H241ZM258 136V137H250ZM15 132V133H14ZM31 134H29V133ZM34 134H33V133ZM43 132V133H42ZM68 132L70 134H68ZM112 134H111V133ZM132 132V133H131ZM139 132V133H137ZM153 134H152V133ZM171 135H169V133ZM180 132V133H179ZM224 132V133H222ZM236 132V136L234 135ZM260 132V133H258ZM8 133V134H7ZM20 135H19V134ZM37 133V134H36ZM73 133V134H72ZM107 133V134H106ZM135 133V134H134ZM145 133V134H144ZM164 133V134H163ZM227 133V135H226ZM233 133V134H232ZM255 133V134H254ZM2 134V136H1ZM24 134V135H23ZM39 134V135H38ZM42 134V135H41ZM72 134V135H71ZM92 134V135H91ZM99 134H102L99 136ZM141 134V135H140ZM157 134V135H156ZM160 134V136H159ZM162 134V135H161ZM184 134V135H183ZM196 134V136H195ZM245 136H244V135ZM261 134V135H260ZM13 135V136H12ZM19 135V136H18ZM37 135V136H36ZM41 135V136H40ZM65 135V136H64ZM71 135V136H70ZM111 135V136H110ZM126 135V136H125ZM129 135V136H128ZM183 135V136H182ZM218 137H217V136ZM230 135V136H229ZM240 135V136H238ZM242 135V136H241ZM9 136V137H8ZM34 136V137H32ZM43 136V138H42ZM53 136V137H51ZM55 136V137H54ZM69 136V137H68ZM73 136V137H72ZM97 136V137H96ZM109 136V137H108ZM142 136V137H140ZM155 138H154V137ZM177 136V137H175ZM248 136V137H247ZM8 137V138H7ZM20 137V138H19ZM100 137V138H99ZM103 137V138H102ZM130 137V138H129ZM164 139H163V138ZM172 137V138H171ZM196 137V138H195ZM223 137V138H222ZM231 137V138H230ZM236 137V138H235ZM244 137V138H243ZM263 137V138H262ZM7 138V139H6ZM10 138V139H9ZM18 138V139H17ZM23 138V139H21ZM33 138V139H32ZM48 138V139H47ZM90 138V139H89ZM105 138V140H103ZM109 138V139H108ZM113 138V139H112ZM148 138V139H147ZM167 138V139H166ZM180 139L176 141L177 139ZM210 138V139H209ZM250 138H252L250 140ZM35 139V140H34ZM38 139V140H37ZM74 139V141H73ZM107 139V141H106ZM155 139V140H153ZM182 139V141H181ZM201 139V140H200ZM226 139V140H223ZM238 139V140H237ZM241 139V140H240ZM248 141H244L247 140ZM257 139V140H256ZM12 140V141H11ZM14 140V141H13ZM25 140V141H24ZM28 140V141H27ZM30 140V141H29ZM84 140V141H83ZM86 140V141H85ZM93 140V141H91ZM164 140V141H161ZM215 140H217L215 142ZM254 140V141H253ZM3 141V142H2ZM9 141V142H8ZM33 143H32V142ZM40 141V142H39ZM83 141V142H82ZM109 141V142H108ZM118 143H117V142ZM121 141V142H120ZM132 141V142H130ZM158 143H157V142ZM162 143H161V142ZM172 141V142H171ZM219 141L220 144L218 143ZM239 141V142H238ZM241 141V142H240ZM250 141V142H249ZM7 142V143H6ZM24 142V143H23ZM35 142V143H34ZM103 142V143H102ZM126 142V143H125ZM136 142V143H135ZM144 142V144L142 143ZM156 142V143H155ZM168 142V143H166ZM171 142V143H170ZM183 142V143H181ZM202 142V143H201ZM228 142V143H227ZM258 142V144H257ZM6 143V144H5ZM9 143V145H8ZM32 145H30V144ZM58 143V144H57ZM92 143V144H91ZM114 143V144H113ZM117 143V144H116ZM122 143V144H120ZM125 143V144H124ZM133 143V144H132ZM164 143V144H163ZM200 143V144H199ZM207 145H205V144ZM211 143V144H210ZM213 143V144H212ZM236 143V144H235ZM253 143V144H252ZM16 144V145H15ZM18 144V145H17ZM21 144V145H20ZM24 144V146L22 145ZM26 144V145H25ZM38 144V145H37ZM53 144V145H51ZM85 144V145H84ZM92 146H91V145ZM101 146V150L100 147ZM129 144V145H128ZM138 144V145H137ZM146 144V145H145ZM151 144V146H150ZM162 144V145H161ZM171 144V145H170ZM245 144V145H244ZM48 145V146H47ZM76 145V146H74ZM81 145V146H80ZM96 148H95V146ZM108 145V146H107ZM118 145V146H117ZM128 145V147H127ZM149 145V146H148ZM182 145V146H181ZM229 145V146H225ZM249 145V146H247ZM262 145V146H261ZM28 146V147H27ZM54 146V147H53ZM135 146V147H134ZM143 146V147H142ZM161 146V147H159ZM166 146V147H165ZM176 146V147H175ZM213 146V147H212ZM218 146V147H217ZM224 146V147H223ZM3 147V148H1ZM12 147V148H11ZM27 147V148H26ZM48 147V148H47ZM59 147V148H58ZM125 147V148H124ZM141 149H140V148ZM186 147V148H185ZM193 147V148H192ZM228 147V148H227ZM242 147V148H241ZM253 149H252V148ZM257 147V148H256ZM261 147V148H259ZM8 148V150H7ZM15 148V149H14ZM37 148V149H35ZM44 148V150H43ZM47 148V150H46ZM114 148V149H113ZM128 148V149H127ZM136 148V150H135ZM153 148V149H152ZM167 148V149H166ZM203 150H202V149ZM251 148V149H250ZM14 151H13V150ZM26 149V150H25ZM36 151H35V150ZM63 149V151H62ZM73 149V150H72ZM112 149V150H110ZM116 149V150H115ZM126 149V150H125ZM134 149V150H133ZM145 151H143V150ZM152 149V150H151ZM214 149V150H212ZM218 149V150H217ZM224 149H226L224 151ZM229 149V151H227ZM234 151H232V150ZM241 149V150H240ZM4 150V151H3ZM60 150V151H59ZM96 152H94V151ZM109 150V151H108ZM115 150V151H114ZM132 150V151H131ZM140 150V151H139ZM173 152H172V151ZM175 150V152H174ZM262 150V151H261ZM4 153H2V152ZM8 151V152H7ZM16 151V152H15ZM24 151V152H23ZM38 151V152H37ZM55 151V152H54ZM57 151V152H56ZM84 151V152H83ZM93 151V152H92ZM108 153H107V152ZM136 151V152H135ZM155 153L152 154L151 153ZM156 151V152H155ZM169 151V152H168ZM177 151V152H176ZM179 151V152H178ZM194 151V152H193ZM202 151V152H201ZM208 151V153H207ZM215 151V152H214ZM219 151V153H218ZM253 151V152H252ZM259 151V152H258ZM20 152V153H19ZM65 152V153H63ZM104 152V153H103ZM125 152V153H124ZM129 152V153H127ZM138 152V154H137ZM144 152V153H143ZM147 152V153H146ZM172 152V153H171ZM196 152V153H195ZM226 152V154H225ZM234 152V153H233ZM236 152V153H235ZM245 152V153H244ZM263 152V153H262ZM42 153V156H41ZM57 153V154H54ZM68 153V154H67ZM111 153V154H110ZM132 153V154H131ZM182 153H184L182 155ZM223 153V154H222ZM259 153V155H258ZM29 154V155H28ZM32 154V155H31ZM34 154V155H33ZM36 154V155H35ZM38 154V155H37ZM47 154L49 156H47ZM61 154V155H60ZM64 154V155H63ZM66 154V156H65ZM78 154V155H77ZM103 154V155H102ZM127 154V155H126ZM130 154V156H129ZM134 154V155H133ZM135 154H137L135 156ZM140 154V156H139ZM144 154V155H143ZM150 156H149V155ZM161 154V155H160ZM179 154V156H178ZM195 154V155H193ZM238 154V155H236ZM248 156H247V155ZM11 155V156H10ZM40 155V156H39ZM86 155V156H85ZM114 155V156H113ZM119 155V156H118ZM147 155V156H146ZM154 155V156H153ZM172 155V156H171ZM177 155V156H176ZM192 155V156H191ZM231 155V156H230ZM236 158H234L233 156ZM245 155V156H244ZM23 156V157H22ZM35 156V158H34ZM37 156V157H36ZM47 156V157H46ZM63 158H62V157ZM85 156V157H84ZM121 156V157H120ZM166 156V157H165ZM213 156V158H212ZM222 156V157H221ZM261 156V157H260ZM17 157V158H16ZM20 157V158H18ZM33 157V158H32ZM134 157V158H133ZM144 157V158H143ZM151 157V158H150ZM161 157V159H160ZM175 158L172 159L171 158ZM177 157V158H176ZM205 157V158H204ZM233 157V158H232ZM239 157V158H238ZM251 157V158H250ZM259 157V158H258ZM23 158V159H21ZM30 158V159H29ZM43 158V159H42ZM58 158V160H56ZM61 158V159H60ZM67 158V160H66ZM95 158V159H94ZM116 158V159H115ZM120 158V159H119ZM126 158V159H125ZM155 158V159H154ZM182 158V159H181ZM186 158V159H185ZM246 160H244V159ZM261 158V159H260ZM14 159V160H13ZM18 159V160H17ZM40 159V161H39ZM53 159V160H51ZM91 159V160H87ZM101 159V160H99ZM106 159H108L106 161ZM137 159V160H136ZM142 159V160H141ZM149 159V160H148ZM171 159V160H170ZM191 160L189 162V160ZM207 159V160H206ZM250 159V161H249ZM19 160L23 161L20 162ZM34 160V161H33ZM36 160H38L36 162ZM45 160V161H44ZM129 160V161H128ZM133 160V161H132ZM139 160V162H137ZM148 160V161H147ZM158 160V162H157ZM161 160V161H160ZM183 160V161H182ZM193 160V162H192ZM200 160V162H199ZM224 160V161H223ZM226 160V161H225ZM258 160V162H257ZM5 166H4V163ZM8 161V162H7ZM66 161V162H65ZM87 161V162H86ZM106 161V162H105ZM112 161V162H111ZM154 161V162H153ZM156 161V162H155ZM176 161V162H175ZM187 161V163H186ZM207 161V162H206ZM253 161V163H252ZM263 163H261V162ZM16 162V163H15ZM20 163L18 165V163ZM26 162V163H25ZM32 162V163H30ZM60 162V163H59ZM73 162V163H72ZM153 162V163H151ZM167 162V163H166ZM179 162V163H178ZM227 162L229 164H227ZM257 162V163H256ZM30 163V164H29ZM41 165H40V164ZM45 163V164H43ZM49 163V164H48ZM57 163V167H56ZM91 163V164H90ZM100 163V164H99ZM110 163V164H109ZM133 163V164H132ZM165 163V164H163ZM185 163V164H183ZM193 163V164H190ZM196 165H195V164ZM226 163V164H225ZM234 163V164H233ZM248 163V164H247ZM255 163V164H254ZM24 164V165H23ZM39 164V165H38ZM48 164V165H46ZM130 164V165H129ZM142 167H139L141 165ZM153 164V165H152ZM155 164V165H154ZM157 164L160 166H157ZM169 166H168V165ZM175 164V165H173ZM178 164V165H177ZM180 164V165H179ZM222 164V165H221ZM224 164V165H223ZM254 164V165H253ZM257 164V165H256ZM2 165V166H1ZM11 165V166H10ZM32 165V166H31ZM49 171L43 175L41 187L33 189V181L45 166ZM62 165V166H61ZM77 165V166H76ZM105 166V167H102ZM128 165V166H127ZM136 165H138L136 167ZM146 165V166H145ZM149 165V167H148ZM227 165V166H226ZM234 165V166H233ZM236 165L238 167H236ZM246 165V166H245ZM248 165V166H247ZM251 165V166H250ZM256 165V168H255ZM4 166V167H3ZM13 166V167H12ZM40 166V167H39ZM74 166V167H73ZM95 166V167H94ZM116 166V167H115ZM118 166V167H117ZM122 166V167H121ZM162 166V167H161ZM166 166V167H165ZM187 168H186V167ZM194 166V167H193ZM221 166V167H220ZM223 166V167H222ZM12 167V168H10ZM24 169H23V168ZM72 167V169H71ZM98 167V170H97ZM130 167V168H129ZM134 167V168H133ZM165 167V168H164ZM171 167V168H170ZM173 167V169H172ZM193 167V168H192ZM212 169H211V168ZM249 167V168H248ZM252 167V168H251ZM263 167V168H262ZM16 170H15V169ZM32 168V169H31ZM35 168V169H34ZM39 168V169H38ZM77 168V171H76ZM88 168V169H87ZM101 168V170H100ZM117 168V169H116ZM129 170H127V169ZM222 168V169H221ZM238 168L241 170H238ZM245 168V169H244ZM14 169V171H13ZM26 169V170H25ZM41 169V170H40ZM61 169V170H60ZM63 169V170H62ZM112 169V170H111ZM114 169V171H113ZM121 169V170H120ZM133 169V170H132ZM141 169V170H139ZM149 169V170H148ZM153 169V170H151ZM170 169V170H169ZM199 169V171H198ZM243 169V171H242ZM2 170V171H1ZM28 170V171H27ZM40 170V171H39ZM57 172H56V171ZM75 170V171H74ZM116 170V171H115ZM119 170V171H118ZM151 170V172H150ZM168 171V174L166 173ZM219 170V171H218ZM234 170V171H233ZM24 171V172H23ZM33 171V173H32ZM70 171V172H68ZM98 173H97V172ZM118 171V172H117ZM122 171V172H121ZM126 171V172H125ZM135 171V172H134ZM138 171V172H136ZM158 171V172H157ZM229 171L228 174H225ZM249 173H248V172ZM263 171V172H262ZM35 175H30L31 173ZM36 172V173H35ZM55 172V173H54ZM88 172L90 174H88ZM102 172V173H101ZM112 175H111V173ZM129 172V173H127ZM145 172V173H144ZM150 172V174H149ZM165 174H162L164 173ZM187 172V173H186ZM224 172V173H223ZM241 172V173H240ZM14 173V174H13ZM75 173V174H74ZM77 173V174H76ZM81 173V174H80ZM86 173V174H85ZM94 173V174H93ZM96 173V175H95ZM116 173V174H115ZM119 173V174H118ZM148 173V174H146ZM170 173V174H169ZM183 175H181V174ZM186 173V174H185ZM192 173V174H191ZM218 173V174H217ZM220 173V174H219ZM21 174H25L26 183ZM28 174V175H27ZM49 174V175H48ZM60 174V175H59ZM70 174V175H69ZM93 174V175H92ZM105 174V175H104ZM114 174V176H113ZM132 174V175H131ZM138 174V175H136ZM154 176H153V175ZM179 174L181 176H179ZM189 177H188V175ZM225 174V176H224ZM233 174V175H232ZM236 174V175H235ZM241 174V175H239ZM257 174V175H256ZM2 175V176H1ZM47 175V176H46ZM92 175V176H91ZM103 175V176H102ZM126 175V176H125ZM129 175V176H128ZM165 175V176H164ZM170 175V177H169ZM195 175V176H194ZM231 175V176H230ZM246 175V176H245ZM31 176V177H30ZM35 176V177H34ZM46 176V177H45ZM73 176V177H72ZM101 176V177H100ZM111 176V177H109ZM119 176V177H118ZM135 176V177H134ZM146 176V177H145ZM233 176V177H232ZM237 178H236V177ZM256 176V177H255ZM259 176V177H258ZM62 177V178H61ZM71 177V178H70ZM103 177V178H102ZM140 177V178H139ZM148 177V178H147ZM164 177V178H163ZM234 177L236 179H234ZM9 178V179H8ZM11 178V179H10ZM32 180H31V179ZM49 178V179H48ZM55 178V179H53ZM83 178V179H82ZM87 178V179H86ZM112 178V179H111ZM126 178V180L124 179ZM157 178V179H155ZM196 178V179H195ZM19 179V180H18ZM30 179V180H29ZM62 179V180H61ZM92 179V180H91ZM97 179V180H96ZM131 179V180H130ZM147 179V180H146ZM165 179V180H164ZM48 180V181H47ZM54 180V181H53ZM79 180V181H78ZM99 180V181H98ZM105 180V181H104ZM137 180V181H136ZM174 180V181H173ZM234 182H233V181ZM238 180V181H237ZM241 180V181H239ZM257 180V181H256ZM6 181V182H5ZM13 181V182H12ZM111 181V182H110ZM148 183H147V182ZM16 182V183H15ZM49 182V183H48ZM59 182V183H58ZM92 182V183H91ZM94 182V183H93ZM105 182V183H104ZM110 182V184H109ZM122 182V183H121ZM130 182V183H129ZM134 182V183H133ZM140 184L141 188L138 186ZM235 184L233 186V184ZM244 182V183H243ZM18 183V184H17ZM82 183V184H79ZM154 183V184H153ZM168 183V184H167ZM181 183V184H180ZM217 183V184H216ZM256 183V184H255ZM22 184V185H21ZM60 184V185H59ZM95 184V185H93ZM149 184V185H148ZM184 184V185H183ZM225 184V185H224ZM228 184V185H227ZM25 185V186H24ZM44 185L46 187H44ZM63 185V186H62ZM108 185V186H107ZM181 185V186H180ZM232 185V186H231ZM239 185V186H237ZM17 188H16V187ZM22 186V187H21ZM85 186V188H84ZM87 186V187H86ZM102 186V188H101ZM122 186V187H121ZM227 186V187H226ZM6 187V189L4 188ZM27 187V188H26ZM29 187V188H28ZM60 189H59V188ZM79 187V188H78ZM115 187V189H114ZM117 187V188H116ZM152 187V188H151ZM161 188L159 190V188ZM240 187V189H238ZM258 187V188H257ZM23 188V189H22ZM31 188V189H30ZM43 188V189H42ZM91 188V190H89ZM105 188V189H104ZM144 188H148L144 190ZM178 188V189H177ZM188 190H187V189ZM252 188V189H251ZM15 189V190H14ZM17 189V190H16ZM26 189V190H25ZM37 189V190H36ZM47 189V190H46ZM119 189V190H118ZM131 189V190H129ZM136 189V190H135ZM180 189V190H179ZM199 189V191H198ZM231 189V190H230ZM245 189V190H244ZM5 192H4V191ZM8 190V191H7ZM15 192H14V191ZM19 190V191H18ZM82 190V191H81ZM150 190V193H149ZM169 190V191H168ZM248 190V191H246ZM12 193H11V192ZM37 191V193H36ZM45 191V192H44ZM58 191V192H57ZM63 191V192H62ZM132 191V192H131ZM134 191V192H133ZM14 192V193H13ZM83 192V193H82ZM106 192V193H104ZM122 192V193H121ZM143 192V193H142ZM148 192V193H147ZM178 192V193H177ZM200 192V193H198ZM236 192V193H235ZM238 192V193H237ZM241 192V193H240ZM7 193V194H6ZM39 193V194H38ZM56 193V194H55ZM128 193H130L128 195ZM156 193L155 195H153ZM180 193V194H179ZM185 193V194H184ZM218 193V194H217ZM234 193V194H233ZM4 194V195H3ZM18 194V196H17ZM51 194V195H50ZM78 194V195H77ZM113 194V196H112ZM118 195V196H115ZM149 194V196H148ZM258 194V195H257ZM32 195V196H31ZM103 195V196H102ZM134 195V196H133ZM140 197H139V196ZM152 195V196H151ZM158 195V196H157ZM161 197H160V196ZM187 195V196H186ZM236 195V196H235ZM6 196V197H5ZM38 197V199H36ZM41 196V197H40ZM47 196V197H46ZM93 196V197H92ZM102 196V197H100ZM115 196V197H114ZM123 196V197H122ZM138 198H137V197ZM146 197V204L143 199ZM260 196V198L258 197ZM2 197V198H1ZM5 197V198H4ZM18 199H17V198ZM21 197V198H20ZM23 197V199H22ZM53 197V198H50ZM87 197V198H86ZM105 197V198H104ZM130 197V198H129ZM137 199H136V198ZM159 197V199H158ZM216 197V198H215ZM28 198V200H26ZM40 198V199H39ZM63 198V199H62ZM110 198V199H109ZM125 198V199H124ZM151 198V199H150ZM178 198V199H177ZM11 199V200H10ZM21 199V200H20ZM36 199V200H35ZM43 199V200H42ZM60 199V200H59ZM152 200L151 202L148 200ZM182 199V200H181ZM8 200V202H7ZM35 200V201H34ZM40 200V202H39ZM56 200V201H55ZM64 200V201H63ZM123 200V201H121ZM143 200V201H142ZM155 200V201H154ZM188 200V201H187ZM193 200V201H192ZM240 200V201H239ZM33 201V202H32ZM88 201V202H87ZM103 201V202H102ZM112 201V202H111ZM126 201V202H125ZM132 201V202H131ZM139 201V202H138ZM183 201V202H182ZM223 201V202H222ZM235 201V202H234ZM242 201V202H241ZM246 201V202H243ZM24 204H23V203ZM42 202V203H41ZM49 204H48V203ZM90 202V203H89ZM205 202V203H204ZM208 202V203H207ZM40 205H39V204ZM162 205H161V204ZM191 203V204H189ZM249 203V204H247ZM38 204V205H37ZM59 204V205H58ZM67 204V206H66ZM122 204V205H121ZM128 204V205H127ZM149 204V205H148ZM152 204V205H151ZM155 204V205H154ZM253 204V205H252ZM64 205V206H63ZM89 205V206H88ZM99 205V206H98ZM141 208V209H138ZM144 205V206H142ZM165 205V206H164ZM182 205V206H181ZM184 205V207H183ZM187 205V206H185ZM38 209H37V207ZM60 206V207H58ZM71 206V207H70ZM98 206V207H97ZM132 206V207H131ZM134 206V207H133ZM154 206V207H153ZM220 206V208H219ZM49 207V208H48ZM73 207V208H72ZM100 207V209H99ZM103 207V208H102ZM109 207V208H108ZM120 207V208H119ZM127 207V208H126ZM136 207V208H135ZM159 207V208H158ZM188 207V208H187ZM232 207V208H231ZM236 207V208H235ZM22 208V210H24ZM43 208V209H42ZM54 208V209H53ZM59 208V209H58ZM62 208V209H61ZM70 208V209H69ZM81 208V209H80ZM83 208V209H82ZM117 208V209H116ZM145 208V209H144ZM147 208V209H146ZM179 208V209H178ZM186 208V210H185ZM41 209V210H40ZM56 209V210H55ZM58 209V210H57ZM75 209V210H74ZM129 209V210H128ZM134 209V212H133ZM138 209V210H137ZM44 210V211H43ZM51 210V211H50ZM137 210V211H136ZM149 212H147V211ZM158 210V211H157ZM190 210V211H189ZM220 210V211H219ZM263 210V212H262ZM40 211V212H39ZM50 211V212H49ZM57 211V212H56ZM64 211V212H63ZM70 213H68V212ZM107 211V212H106ZM126 211V214H125ZM199 211V212H198ZM202 211V212H201ZM263 214H261V212ZM42 212V213H41ZM56 212V214H55ZM60 212V213H59ZM66 212V213H65ZM74 214H72V213ZM96 212V213H95ZM137 212V213H136ZM140 212V213H139ZM220 212V214H219ZM226 212V213H225ZM46 213V214H45ZM59 213V214H58ZM91 213V214H90ZM153 213V214H152ZM187 213V214H186ZM238 213V214H237ZM250 213V214H249ZM253 213V215H252ZM38 216V217H36ZM64 214L65 216L63 217ZM83 214V215H81ZM86 214V215H84ZM103 216H100V215ZM138 214V215H137ZM203 214V216H201ZM143 215V216H142ZM145 215V216H144ZM241 215V216H240ZM262 215V217H261ZM35 216V217H34ZM77 216V218H76ZM95 216V217H94ZM134 216V217H133ZM136 216V218H135ZM191 216V217H190ZM196 216V218H195ZM96 219H92V218ZM234 217V218H233ZM250 217V218H249ZM254 217V218H253ZM35 218V219H34ZM42 218V219H41ZM48 218V219H47ZM50 218V219H49ZM61 223L60 224V219ZM63 218V219H62ZM74 220H73V219ZM82 218V219H81ZM87 218V219H86ZM103 218V219H102ZM126 218V219H125ZM203 218V219H202ZM205 218V219H204ZM229 218V219H228ZM239 218L247 230L237 224ZM245 218V219H244ZM257 218V219H256ZM131 221H130V220ZM263 219V220H262ZM46 220V221H45ZM50 220V221H49ZM66 220V222H65ZM70 220V221H69ZM84 220V221H83ZM86 220V221H85ZM199 220V221H198ZM237 220V221H236ZM39 221V222H38ZM44 221V222H43ZM75 221V222H74ZM101 221V222H100ZM136 223H135V222ZM153 221V222H152ZM218 221V222H217ZM249 221V222H248ZM259 221V222H257ZM82 222V223H80ZM196 222V223H195ZM200 222V223H199ZM210 222V224H209ZM217 222V223H216ZM234 222L235 225H234ZM46 223V224H45ZM49 223V224H48ZM55 223V224H54ZM70 223V224H69ZM81 225H80V224ZM86 223V224H85ZM94 223V224H93ZM145 223V225L143 224ZM232 223V224H231ZM51 224V226H49ZM56 224L58 226H56ZM68 224V225H67ZM125 224V225H122ZM131 224V225H130ZM135 224V225H134ZM143 224V225H142ZM149 224V225H148ZM216 224V225H215ZM227 224V225H226ZM60 225V226H59ZM71 225V226H70ZM95 225V226H94ZM104 225V226H103ZM129 225V226H128ZM230 225V226H229ZM66 226V229L64 228ZM70 226V228H69ZM101 226V227H100ZM132 226V227H130ZM135 226V227H134ZM140 228H139V227ZM144 226V227H143ZM147 226V227H145ZM157 226V227H156ZM171 226V227H170ZM229 226V227H228ZM233 226V227H232ZM254 226V227H253ZM58 227V228H55ZM63 227V228H62ZM87 227V229H86ZM127 230H126V228ZM130 227V228H129ZM134 227V228H133ZM256 227V228H255ZM258 227V228H257ZM43 228V229H42ZM55 228V229H54ZM63 232H62V229ZM69 228V229H68ZM92 228V229H90ZM125 228V229H124ZM139 228V229H137ZM201 228V230H200ZM222 228V229H221ZM224 228V230H223ZM228 228V230H227ZM231 228V229H230ZM252 230L250 231V229ZM254 228V229H253ZM59 229V230H58ZM130 229V230H129ZM137 229V230H136ZM141 229V230H140ZM143 229V230H142ZM164 233H162L163 231ZM199 229V230H197ZM209 229V230H208ZM226 229V230H225ZM68 230V231H67ZM95 230V231H94ZM129 230V231H128ZM263 230V231H262ZM44 231V232H43ZM70 231V232H69ZM78 231V232H77ZM101 231V232H100ZM135 231V232H134ZM140 234H138L139 232ZM171 231V232H170ZM201 231V232H200ZM227 231V232H226ZM239 231V232H238ZM260 231V232H259ZM47 232V233H46ZM67 232V233H66ZM77 232V233H76ZM80 232V233H79ZM88 232V233H87ZM99 232V233H98ZM120 232V233H119ZM129 234H127V233ZM146 232V233H145ZM153 232V233H151ZM161 232V233H160ZM167 232V233H166ZM181 232V233H180ZM210 232V233H209ZM216 232V233H215ZM232 232V233H231ZM235 232V233H234ZM242 232V233H241ZM49 233V234H48ZM53 233V234H51ZM57 233V234H56ZM72 233V234H71ZM86 233V234H85ZM124 233V234H123ZM135 233V235H134ZM160 235H159V234ZM169 233V234H168ZM194 233V234H193ZM248 233V234H246ZM256 235H255V234ZM44 234V235H43ZM55 234V235H54ZM62 234V235H61ZM75 234V235H74ZM77 234V235H76ZM99 234V235H98ZM104 234V236H103ZM127 234V235H126ZM166 234V236H165ZM176 234V235H175ZM178 234V235H177ZM182 234V235H181ZM190 234V235H189ZM245 234V235H244ZM258 234V235H257ZM92 235V236H91ZM102 235V236H101ZM106 235V236H105ZM142 235V236H141ZM149 235V236H148ZM154 235V236H153ZM181 235V236H180ZM187 235V236H184ZM210 235V237H209ZM248 235V236H246ZM260 235V236H259ZM120 236V237H118ZM146 238H145V237ZM207 236V237H206ZM219 238H218V237ZM256 236V237H255ZM50 239H49V238ZM61 245L52 254L49 245L56 238ZM65 237V238H64ZM79 240H78V238ZM87 237V238H86ZM131 237V238H130ZM138 237V238H137ZM209 237V238H208ZM249 237V238H248ZM252 237V238H251ZM260 239H259V238ZM99 238V239H97ZM103 238V239H102ZM125 238V239H124ZM140 238V239H139ZM196 238V239H195ZM211 238V239H210ZM257 238V239H256ZM26 239V238H25ZM43 239V240H42ZM76 239V240H75ZM96 239V240H95ZM145 239V240H144ZM170 239V240H169ZM192 239V240H191ZM210 239V240H209ZM27 240V239H26ZM46 240V241H45ZM73 240V241H72ZM85 240V242H84ZM122 240V241H121ZM125 240V241H123ZM131 240V241H130ZM134 240V241H133ZM137 240V241H136ZM213 240V241H212ZM246 242H245V241ZM252 240V242H251ZM51 241V242H50ZM64 241V242H63ZM67 241V243H66ZM76 241V242H75ZM78 241V242H77ZM80 241V242H79ZM99 241V242H98ZM101 241V243H100ZM139 241V242H138ZM153 241V242H151ZM155 241V242H154ZM177 241V242H176ZM185 241V242H184ZM260 241V242H259ZM263 241V243H262ZM44 242V245H43ZM49 242V243H48ZM63 242V243H62ZM121 242V243H120ZM124 242V243H123ZM135 242V243H134ZM216 242V243H215ZM219 242V243H218ZM225 242L227 245H225ZM238 242V244H237ZM85 243V245H84ZM126 243V245H124ZM137 243V244H136ZM164 243V244H163ZM168 243V244H167ZM195 243V244H194ZM200 243V245H199ZM251 243V244H250ZM2 244V245H1ZM67 244V245H66ZM82 244V245H81ZM93 244V245H92ZM95 244V245H94ZM101 244V245H97ZM118 244V245H117ZM176 244V245H175ZM184 244V245H183ZM193 244V245H192ZM255 244V245H254ZM259 244V245H258ZM262 244V245H261ZM5 245V246H3ZM30 245V246H29ZM80 245V246H79ZM84 245V246H83ZM117 245V246H116ZM124 245V246H123ZM132 245V246H130ZM140 247H139V246ZM156 245V246H155ZM167 245V246H166ZM223 245V246H222ZM244 245V246H243ZM249 245V246H248ZM25 246V247H24ZM27 246V247H26ZM46 246V247H45ZM67 246V247H66ZM97 246V247H96ZM100 246V247H99ZM120 246V247H119ZM134 246V247H133ZM142 246V247H141ZM166 246V247H165ZM238 246L240 248H238ZM257 246V247H256ZM21 247V249H20ZM33 247V248H32ZM64 247V248H63ZM93 247V248H92ZM115 247V248H113ZM124 247L123 250L122 248ZM131 247V248H130ZM147 247V248H146ZM155 247V249H153ZM162 247V248H161ZM44 248V250H43ZM63 248V249H62ZM79 248V249H77ZM121 248V251H119ZM133 248V249H132ZM158 248V249H157ZM166 248V249H165ZM168 248V251H167ZM171 248V250H170ZM209 248V249H208ZM221 248V249H220ZM9 249V250H6ZM48 249V250H46ZM128 249V250H127ZM131 249V250H130ZM136 249V250H135ZM139 252H138V250ZM145 249V250H144ZM163 249V250H162ZM229 249V250H228ZM235 249V250H234ZM93 251V253H91ZM114 250V251H113ZM148 250V251H147ZM210 252H209V251ZM12 251V252H11ZM15 251V252H14ZM49 251V254H48ZM141 251L142 254H141ZM160 252L161 255L158 253ZM175 251V252H174ZM216 251V253H215ZM260 251V252H259ZM7 252V253H6ZM11 252V253H10ZM67 252V253H66ZM117 252V253H116ZM122 252V253H121ZM136 252V253H135ZM152 252V253H151ZM177 252V254H176ZM221 252V253H220ZM3 253V254H2ZM26 253V254H24ZM43 253V254H42ZM45 253V254H44ZM75 253V254H74ZM77 253V254H76ZM146 253V254H144ZM180 253V254H178ZM185 255H184V254ZM188 253V254H187ZM239 253V254H236ZM246 253V254H245ZM248 253V254H247ZM7 254V255H6ZM93 254V255H91ZM172 254V255H171ZM189 254L192 256H189ZM197 254V256H196ZM209 254V255H208ZM234 254V255H233ZM2 255L4 256L3 258ZM13 255V256H12ZM19 255V256H18ZM28 255V256H27ZM38 257H37V256ZM58 255V256H57ZM66 255V256H65ZM72 255V256H71ZM77 255V256H76ZM126 255V256H124ZM130 255V256H129ZM147 255V256H146ZM26 256V257H25ZM31 258H30V257ZM53 256V257H51ZM66 258H65V257ZM118 256V257H117ZM128 256V257H127ZM210 256V257H209ZM250 256V257H249ZM21 257L22 261H21ZM60 257V258H59ZM115 262H111L113 258ZM120 257V258H119ZM131 257V259H130ZM138 257V258H137ZM144 257V258H143ZM161 257V258H158ZM164 257V258H163ZM181 257V258H180ZM194 257V258H193ZM198 259H197V258ZM11 258H13L11 260ZM28 258V259H27ZM41 258V259H40ZM93 258V259H92ZM119 258V259H118ZM127 258V259H126ZM134 258V259H133ZM156 258V259H154ZM163 258V259H162ZM183 258V259H182ZM196 258V259H195ZM214 258V259H213ZM231 258V259H230ZM17 259V260H16ZM32 259V260H31ZM72 259V260H71ZM81 259V260H80ZM135 259H138L136 261ZM152 259V260H151ZM165 259V260H164ZM181 259V260H180ZM221 259V260H220ZM241 259V260H240ZM8 260V261H7ZM20 260V261H19ZM124 260V261H123ZM131 260V262H130ZM146 260V261H145ZM177 262H176V261ZM184 260V261H182ZM10 261V262H9ZM13 261V262H12ZM39 261V262H38ZM50 261V263H49ZM60 261V262H59ZM62 261V262H61ZM64 261V262H63ZM118 261V262H117ZM120 261V262H119ZM122 261V262H121ZM160 261V262H159ZM260 261V262H259ZM15 262V263H14ZM44 262V263H43ZM73 262V263H72ZM140 262V263H139ZM148 262V263H147ZM152 262V263H151ZM188 262V263H187ZM224 262V263H223ZM226 262V263H225ZM259 262V263H258Z\"/></svg>",
    "mask_w": 264,
    "mask_h": 264
},
{
    "label": "bare ground",
    "instance_id": "obj_2",
    "mask_svg": "<svg viewBox=\"0 0 264 264\" xmlns=\"http://www.w3.org/2000/svg\"><path fill=\"white\" fill-rule=\"evenodd\" d=\"M1 1V0H0ZM24 1V0H23ZM28 1V0H27ZM34 1V0H33ZM51 1H54V0H51ZM58 1V0H57ZM60 1V0H59ZM63 1V0H62ZM91 1V0H90ZM134 1V0H133ZM169 1V0H168ZM221 1V0H220ZM228 1V0H227ZM244 0H242V2H243ZM250 1V0H249ZM256 1V0H255ZM14 2V1H13ZM12 2V3H13ZM31 2V1H30ZM46 2V1H45ZM44 2V3H45ZM48 2V1H47ZM50 2V1H49ZM48 2V3H49ZM70 2V1H69ZM77 2H78V0H77ZM77 2H76V4H77ZM87 2V1H86ZM85 2V3H86ZM89 2V1H88ZM96 2V1H95ZM101 2V1H100ZM104 2V1H103ZM102 2V3H103ZM106 2H107V0H106ZM109 2V1H108ZM114 2V1H113ZM123 2V1H122ZM127 2V1H126ZM135 2H136V4L140 7V9L142 10V12L141 13H143L144 11H146V10H148L149 12H150V14L151 13H154L155 11L156 12H158L157 10H156V7H155V0H147L146 1V3L144 2V3H142V2H140L139 0H135ZM196 2V1H195ZM194 2V3H195ZM203 2V1H202ZM225 2V1H224ZM234 2V1H233ZM232 2V3H233ZM242 2H241V4H242ZM263 2V1H262ZM7 3V2H6ZM19 3H21V2H19ZM39 3H42V2H39ZM51 3H54V2H51ZM56 3V2H55ZM62 3V2H61ZM68 3V2H67ZM72 3H75V2H73L72 1ZM81 3V2H80ZM84 3V4H85ZM105 3V2H104ZM167 3V2H166ZM185 3V2H184ZM187 3H188V1H187ZM199 3H201L200 1H199ZM198 3V4H199ZM219 3L220 2H218V0H207L206 2H204V11H203V17H199V18H197V19H190L189 18V16H188V14H187V11H186V8L185 7H183V5H181V4H179V3H175V4H172V3H170V4H172V7H173V9L178 13V15H180V17H181V20H182V22L183 23H188L190 26H192L193 27V25L195 24V26L197 27V28H203L202 30H204L205 32H204V34H206V36H205V39H204V42L202 43V44H200V43H198L197 45H195L196 47V52L194 53V59L195 58H197L196 60H198V58L199 59H201L202 60V66H203V71L200 69H198L199 71H202V77H199L198 78V76H196L198 79L196 80V78H195V76H194V79H193V81H192V83L189 85L186 81L188 80V78L190 77V79L192 78V75L191 74H187V73H189L190 71V69H191V67H190V65H191V63H189L190 61L188 60L187 62H182L183 64L181 65V66H183V73L182 74H180V72H178V68L177 69H175V68H173L172 69V71H171V76H170V78H171V83H173L174 84V86H175V90L177 91V94H178V97H179V99L182 101V104H183V106H184V108L187 110V111H190V112H192L191 111V108H190V102L188 101V99L190 100V98L192 97L191 96V94L194 92H196V91H198V90H200V91H202L203 90V88H204V86H206V85H208V84H206V85H204L205 83H204V79H206V80H208V82L210 83L212 80H214L213 79V73H214V71H213V66H214V58H215V55H216V51H217V49L219 48L218 46V40H220L221 42L222 41H224V37H223V35H222V33H218V35H217V37L216 38H212L211 37V33L209 32L210 30H213L214 28H216L215 26L218 24V22H220L219 21V19L221 18V14L220 15H215V16H213L214 18H211V17H209V16H211V15H214V14H216V9H218V10H220L221 9V7H220V9H219ZM222 3H223V1H222ZM236 3V2H235ZM235 3H233V4H235ZM251 3H253L252 1H251ZM259 3H261V2H259ZM9 4V3H8ZM15 4H16V2H15ZM24 4V3H23ZM63 4V6H64V3H62ZM87 4V3H86ZM85 4V5H86ZM90 4V3H89ZM98 4V3H97ZM96 4V5H97ZM117 4V3H116ZM135 4V3H134ZM163 4V3H162ZM197 4V3H196ZM226 4V3H225ZM229 4V3H228ZM237 4V3H236ZM247 4V3H246ZM245 4V2H244V5H246ZM5 5V4H4ZM3 5V6H4ZM20 5V4H19ZM26 5V4H25ZM42 5V4H41ZM50 5V4H49ZM54 5V4H53ZM68 5H70L69 3H68ZM68 5H67V7H68ZM103 5V4H102ZM115 5V4H114ZM118 5V4H117ZM122 5V4H121ZM165 5V4H164ZM264 5V4H263ZM2 6V5H1ZM14 6V5H13ZM20 6H22V5H20ZM19 6V7H20ZM24 6V5H23ZM29 6V5H28ZM47 6V5H46ZM76 6V5H75ZM98 6H99V4H98ZM103 6H105V5H103ZM107 6H109V5H107ZM119 6H120V3H119ZM166 6V5H165ZM222 6V5H221ZM246 6H249V5H246ZM251 6V5H250ZM7 7V5L5 6V8ZM9 7H10V5H9ZM18 7V6H17ZM35 7H37V6H35ZM51 7H53V6H51ZM55 7H56V5H55ZM60 8L62 7V6H59ZM81 7V6H80ZM90 7H92V5L90 6ZM116 7V6H115ZM159 7V6H158ZM238 7V6H237ZM239 7H240V5H239ZM242 7V6H241ZM257 7H258V5H257ZM23 8V7H22ZM39 8V7H38ZM44 8V7H43ZM60 8H59V10H60ZM78 8V7H77ZM85 8H86V6H85ZM93 8V7H92ZM96 8V7H95ZM98 8V7H97ZM96 8V9H97ZM104 8V7H103ZM105 8H107V7H105ZM113 8H114V6H113ZM124 8V7H123ZM127 8V7H126ZM226 8V7H225ZM254 8V7H253ZM8 9V8H7ZM27 9V8H26ZM25 9V10H26ZM37 9V8H36ZM40 10H42L41 8H39ZM51 9H53V8H51ZM67 9V8H66ZM70 9V8H69ZM94 9V8H93ZM92 9V10H93ZM98 9H100V8H98ZM102 9V8H101ZM118 9V8H117ZM164 9H166V8H164ZM188 9V8H187ZM229 9H231V8H229ZM237 9V8H236ZM257 9V8H256ZM264 9V8H263ZM262 9V10H263ZM5 10V9H4ZM12 10V9H11ZM18 10V9H17ZM32 10H35V9H32ZM47 10V9H46ZM50 9H48V11H49ZM63 10V9H62ZM68 10V9H67ZM72 10V9H71ZM74 10H77V9H74ZM104 10V9H103ZM107 10V9H106ZM116 10V9H115ZM126 10V9H125ZM189 10V9H188ZM224 10V9H223ZM234 10V9H233ZM240 10H242V8L240 9ZM253 10V9H252ZM261 10V11H262ZM13 11V10H12ZM11 11V12H12ZM15 11V10H14ZM51 11H53V10H51ZM56 11V10H55ZM58 11V10H57ZM94 11V10H93ZM93 11H92V14L91 15H95V13H93ZM121 11H122V9H121ZM128 11V10H127ZM134 11V10H133ZM236 11V10H235ZM256 11V10H255ZM260 11V12H261ZM1 12V11H0ZM2 12H4V11H2ZM18 12L20 13V11L18 10ZM36 12V11H35ZM62 12H64V11H62ZM68 12H70V11H68ZM74 12V11H73ZM73 12H72V14H73ZM83 12V11H82ZM84 12H85V10H84ZM97 12H98V10H97ZM96 12V13H97ZM102 12V11H101ZM104 12H105V10H104ZM116 12V11H115ZM123 12V11H122ZM129 12V11H128ZM160 12L163 14L164 12L163 11H161V9H160ZM168 13H169V11H167ZM171 12V11H170ZM175 12V13H176ZM192 12V11H191ZM194 12V11H193ZM215 12V13H214ZM221 12V11H220ZM220 12H217V14L218 13H220ZM257 12V11H256ZM263 12V11H262ZM27 14H28V12H26ZM29 13H31V12H29ZM66 13V12H65ZM78 12L76 11V14H77ZM89 13H91V12H89ZM103 13V12H102ZM106 13H107V11H106ZM120 13V12H119ZM124 13H126V11L124 12ZM135 13V12H134ZM141 13H139V14H141ZM148 13V12H147ZM161 13L159 14V19H161L160 18V15H161ZM196 13V12H195ZM201 13V12H200ZM224 13V12H223ZM222 13V14H223ZM228 13V12H227ZM234 13V12H233ZM237 13H239V12H237ZM242 13V12H241ZM258 13V12H257ZM16 14V13H15ZM43 14V13H42ZM54 14V13H53ZM60 14V13H59ZM58 14V15H59ZM64 14V13H63ZM75 14V13H74ZM100 14V13H99ZM120 14H122V13H120ZM149 14V15H150ZM157 14V13H156ZM165 14V13H164ZM163 14V15H164ZM167 14V13H166ZM165 14V15H166ZM253 14V13H252ZM17 15V14H16ZM16 15H13L12 17H14V16H16ZM19 15V14H18ZM17 15V16H18ZM30 15V14H29ZM37 15V14H36ZM36 15H35V18H36ZM39 15V14H38ZM48 15V17H49V14H47ZM55 15V14H54ZM65 15V14H64ZM67 15V14H66ZM69 15V14H68ZM71 15V14H70ZM89 15V14H88ZM123 15V14H122ZM133 15V14H132ZM146 15V14H145ZM148 15V16H149ZM176 15V14H175ZM196 15V14H195ZM226 15V14H225ZM254 15V14H253ZM256 15V14H255ZM24 16V15H23ZM32 16V15H31ZM45 16V15H44ZM78 16H80V15H78ZM106 16V15H105ZM152 16V15H151ZM169 16V15H168ZM167 16V17H168ZM237 16V15H236ZM252 16V15H251ZM4 17V16H3ZM11 17V16H10ZM42 17V16H41ZM72 17V16H71ZM71 17H70V19H71ZM73 17H74V15H73ZM81 17H82V15H81ZM80 17V18H81ZM93 17V16H92ZM96 17H98V16H96ZM116 18H117V16H115ZM121 17V16H120ZM124 17H125V15H124ZM163 17V16H162ZM178 17V16H177ZM194 17V16H193ZM195 17H197V16H195ZM239 17V16H238ZM255 17H257V20H258V18L260 17H258V14H257V16H255ZM255 17H252V18H255ZM34 18V19H35ZM44 17H42V19H43ZM56 18V17H55ZM61 18V17H60ZM76 18V17H75ZM107 18H108V16H107ZM106 18V19H107ZM123 18V17H122ZM121 18V19H122ZM138 18V17H137ZM147 18V17H146ZM145 18V19H146ZM164 18V17H163ZM228 18V17H227ZM229 18H230V15H229ZM234 19H235V17H233ZM240 18V17H239ZM242 18V17H241ZM262 17H260V19H261ZM264 18V17H263ZM262 18V19H263ZM5 19V18H4ZM19 19V18H18ZM17 19V20H18ZM22 19V18H21ZM38 19V18H37ZM46 19V18H45ZM67 19V18H66ZM69 19V20H70ZM92 19V18H91ZM97 19V18H96ZM101 19H103V18H101ZM133 19H135V17L133 16ZM170 19V18H169ZM175 19V18H174ZM233 19V20H234ZM7 20V19H6ZM33 20V19H32ZM39 20H41L40 18H39ZM39 20H38V23H39ZM44 20V19H43ZM58 20H60V19H58ZM58 20H56L55 19V21H58ZM62 20V19H61ZM79 20V19H78ZM81 20V19H80ZM86 20V19H85ZM89 20V19H88ZM92 20H95V18L94 19H92ZM98 20V19H97ZM109 20H110V18H109ZM109 20H107V21H109ZM112 20V19H111ZM120 20V19H119ZM123 20V19H122ZM168 20V19H167ZM236 21H237V19H235ZM234 20V21H235ZM12 21H14V20H12ZM34 21V20H33ZM37 21V20H36ZM42 21V20H41ZM50 21H51V19H50ZM54 21V22H55ZM72 21H73V19H72ZM75 21H77V20H75ZM74 21V22H75ZM82 21V20H81ZM117 21H118V18H117ZM116 21V22H117ZM121 21V20H120ZM125 21V20H124ZM140 21V20H139ZM154 21V20H153ZM155 21H156V19H155ZM179 21V20H178ZM193 21H194V23H193ZM242 21V20H241ZM241 21H239V22H241ZM262 21V20H261ZM260 21V22H261ZM5 22V21H4ZM24 22V21H23ZM53 22V23H54ZM61 22V21H60ZM71 22V21H70ZM74 22H72V23H74ZM93 22V21H92ZM99 21H97V23H98ZM101 22V21H100ZM115 22V23H116ZM122 22V21H121ZM126 22V21H125ZM128 22V21H127ZM162 22V21H161ZM170 23H171V21H169ZM175 22V21H174ZM247 22V21H246ZM251 22H253V21H251ZM264 22V21H263ZM7 23V22H6ZM20 23V22H19ZM36 23V22H35ZM41 23V22H40ZM45 23V22H44ZM43 23V24H44ZM51 23V22H50ZM62 23H64V22H61V24ZM69 23V22H68ZM94 24H95V22H93ZM110 23V22H109ZM114 23V24H115ZM118 23L119 22H117V25H118ZM130 23V22H129ZM135 23V22H134ZM153 23V22H152ZM173 23V22H172ZM243 23V22H242ZM241 23V24H242ZM254 23H258V22H254ZM24 24V23H23ZM37 24V23H36ZM56 24V23H55ZM66 24V23H65ZM77 24H79V23H77ZM81 24V23H80ZM88 24V23H87ZM92 24V23H91ZM91 24L89 25L88 24V28H89V26H91ZM102 24V23H101ZM104 24V23H103ZM102 24V25H103ZM120 24V23H119ZM133 24V23H132ZM137 24V23H136ZM176 24V26L178 25L177 23H175ZM179 24H180V22H179ZM252 24V23H251ZM250 24V25H251ZM262 24V23H261ZM33 25H34V23H33ZM46 25V24H45ZM69 25V24H68ZM67 25V27H69ZM93 25V24H92ZM139 25V24H138ZM154 25V24H153ZM187 25V24H186ZM226 27L228 26L227 25V21L225 20V24H224ZM243 25H244V23H243ZM246 25L248 26L249 24H247L246 23ZM23 26V25H22ZM32 26V24H30V27ZM49 26H50V24H49ZM75 26H77V25H75ZM94 26V25H93ZM115 26V25H114ZM113 26V27H114ZM118 26H121V25H118ZM131 26V25H130ZM134 26V25H133ZM150 26V25H149ZM156 26V25H155ZM188 26V25H187ZM186 26V27H187ZM223 26V25H222ZM230 26V25H229ZM235 26V25H234ZM245 26V25H244ZM245 27V28H247V29H249L248 27ZM254 26V25H253ZM255 26H257V25H255ZM260 27H261V25H259ZM264 26V25H263ZM263 26H262V29H263ZM15 27V26H14ZM28 27V26H27ZM57 27V26H56ZM67 27H65V29L67 28ZM71 27V26H70ZM73 27V26H72ZM70 28V29H73V28ZM79 27V26H78ZM83 27V26H82ZM82 27H81V29H82ZM86 27V26H85ZM96 27H97V25H96ZM104 27H107V26H103V28ZM109 27V26H108ZM112 27V26H111ZM122 27H123V24H122ZM125 27H127L128 28V26H125ZM136 27V26H135ZM139 27H141V26H139ZM139 27L137 28V29H139ZM152 27V26H151ZM170 27V26H169ZM179 27H181V25L179 26ZM186 27L184 28V29H186ZM242 27V26H241ZM240 27V28H241ZM250 27V26H249ZM9 28V27H8ZM20 28H21V26H20ZM42 28V27H41ZM47 28V27H46ZM49 28H51V26L49 27ZM58 28H60V27H58ZM57 28V29H58ZM61 28H63V27H61ZM75 28V27H74ZM77 28V27H76ZM99 28V27H98ZM153 28V27H152ZM151 28V29H152ZM160 28H161V26H160ZM183 28V27H182ZM244 28V29H245ZM257 28V27H256ZM11 29V28H10ZM24 29V28H23ZM25 29H26V27H25ZM34 29V28H33ZM80 29V30H81ZM92 29H93V27H92ZM91 29V30H92ZM95 29V28H94ZM93 29V30H94ZM106 29V28H105ZM104 29V30H105ZM108 29V28H107ZM117 29H119L118 27H117ZM122 29V28H121ZM131 29V28H130ZM140 29H143V28H140ZM146 29V28H145ZM148 29V28H147ZM146 29V30H147ZM154 29V28H153ZM166 29V28H165ZM170 29H172V28H170ZM175 29V28H174ZM173 29V30H174ZM194 29H195V27H194ZM224 30H225V28H223ZM223 29H222V31H223ZM243 29V28H242ZM241 29V30H242ZM37 30V29H36ZM51 30H53V29H51ZM77 30V29H76ZM99 30V29H98ZM101 30H102V27H101ZM110 30H112V29H110ZM135 30V29H134ZM156 30V29H155ZM176 30V29H175ZM174 30V31H175ZM193 30V29H192ZM216 30H217V28H216ZM219 30V29H218ZM255 30V29H254ZM6 31V30H5ZM9 31V30H8ZM12 31V30H11ZM26 31V30H25ZM47 31V30H46ZM50 31V30H49ZM56 31V30H55ZM72 31V30H71ZM81 31H83V30H81ZM108 31H109V29H108ZM107 31V32H108ZM118 31V30H117ZM125 31V30H124ZM136 31V30H135ZM172 31V30H171ZM174 31L173 32H171V33H174ZM183 31V30H182ZM181 31V32H182ZM185 31V30H184ZM198 31V30H197ZM230 31V30H229ZM232 31H234L233 29H232ZM249 31V30H248ZM28 32V31H27ZM38 32H39V29H38ZM57 32V31H56ZM58 32H59V30H58ZM63 32V31H62ZM67 32H69V31H67ZM86 32V31H85ZM94 32V31H93ZM98 32V31H97ZM105 32V31H104ZM114 32H115V30H114ZM140 32H141V30H140ZM154 32V31H153ZM164 32V31H163ZM167 32V31H166ZM165 32V33H166ZM189 32V31H188ZM190 32H192V31H190ZM189 32V33H190ZM194 32V31H193ZM200 32V31H199ZM223 32H225V31H223ZM235 32V31H234ZM236 32H237V30H236ZM243 32V31H242ZM256 32V30L254 31V33ZM1 33V32H0ZM14 33V32H13ZM18 33V32H17ZM21 33H24V32H22L21 31ZM45 34H46V32H44ZM47 33H48V31H47ZM60 33V32H59ZM64 34L63 35H65V32H63ZM72 33H73V31H72ZM77 33V32H76ZM78 33H81V32H78ZM87 33H88V31H87ZM89 33H91V32H89ZM99 33V32H98ZM101 33V32H100ZM109 33H111V32H109ZM113 33V32H112ZM111 33V34H112ZM138 33V32H137ZM143 33V35H144V31L142 32ZM146 33V32H145ZM155 33V32H154ZM158 33V32H157ZM162 33V32H161ZM178 33V32H177ZM180 33V32H179ZM178 33V34H179ZM184 33V32H183ZM186 33H187V31H186ZM231 33H233V32H231ZM244 33V32H243ZM5 34V33H4ZM41 34V33H40ZM75 34V33H74ZM83 34V33H82ZM81 34V35H82ZM85 34V33H84ZM93 34V33H92ZM96 34V33H95ZM116 34H118V33H116ZM115 34V35H116ZM121 34V33H120ZM129 34H130V32H129ZM135 34V33H134ZM140 34V33H139ZM138 34V35H139ZM196 34V33H195ZM194 33H193V36L195 35ZM199 34H201V33H199ZM213 34H214V32H213ZM236 34V33H235ZM248 34V33H247ZM257 34H258V32H257ZM16 35V34H15ZM48 35H49V33H48ZM47 35V36H48ZM53 35H55V34H53ZM70 35V34H69ZM87 35H89V34H87ZM91 35V34H90ZM142 35V34H141ZM142 35V36H143ZM146 35V34H145ZM147 35H149V34H147ZM168 35H169V32H168ZM173 35V34H172ZM251 35V34H250ZM249 35V36H250ZM264 35V34H263ZM46 36V37H47ZM58 36H59V34H58ZM66 36V35H65ZM93 36V35H92ZM99 36V35H98ZM101 36V35H100ZM100 36H99V39H100ZM117 36V35H116ZM120 36V35H119ZM126 36V35H125ZM133 36V35H132ZM174 36V35H173ZM178 36V35H177ZM187 36H189V35H187ZM198 36V35H197ZM228 36V35H227ZM235 35H233V37H234ZM243 36V35H242ZM241 36V37H242ZM248 36V35H247ZM255 36V35H254ZM262 36V35H261ZM1 37V36H0ZM64 37V36H63ZM62 37V38H63ZM71 37V36H70ZM105 37V36H104ZM112 37V36H111ZM135 37V36H134ZM138 37V36H137ZM140 37V36H139ZM138 37V38H139ZM149 37V36H148ZM148 37H145L146 39L148 38ZM151 37V36H150ZM171 37V36H170ZM179 37V36H178ZM182 37H183V35H182ZM213 37H215V35L213 36ZM232 37V38H233ZM237 37V36H236ZM245 37V36H244ZM243 37V38H244ZM262 37H264V36H262ZM4 38H6V37H3V39ZM20 38V37H19ZM24 38V37H23ZM45 38V37H44ZM55 38V37H54ZM56 38H57V35H56ZM60 38V37H59ZM58 38V39H59ZM65 38V37H64ZM87 39H88V37H86ZM113 38V37H112ZM127 38V37H126ZM141 38V37H140ZM187 38V37H186ZM197 38V37H196ZM235 38V37H234ZM15 39V38H14ZM22 39V38H21ZM21 39H20V41H21ZM47 39V38H46ZM96 39V38H95ZM98 39V38H97ZM110 39V38H109ZM124 39V38H123ZM130 39V38H129ZM146 39H143L142 38V41L143 40H146ZM148 39H150V38H148ZM151 39H154V38H152L151 37ZM156 39V38H155ZM159 39V38H158ZM162 39V38H161ZM195 39V38H194ZM239 39V38H238ZM245 39V38H244ZM250 39H252L251 37H250ZM249 39V40H250ZM254 39V38H253ZM1 40V39H0ZM8 40V39H7ZM23 40V39H22ZM64 40V39H63ZM75 40V39H74ZM73 40V41H74ZM78 40H80V37H79V39ZM82 40V39H81ZM112 40V39H111ZM113 40H115V39H113ZM127 40H128V38H127ZM134 40H136L135 38H134ZM133 40V41H134ZM138 40H140V39H138ZM180 40V39H179ZM183 40V39H182ZM203 40V39H202ZM201 40V41H202ZM237 40V39H236ZM247 40V39H246ZM249 40H247V41H249ZM10 41V40H9ZM18 41V40H17ZM16 40H15V42H17ZM19 41V42H20ZM49 41V40H48ZM59 41H61V40H59ZM69 41H70V39H69ZM71 41H72V39H71ZM85 41H87V40H85ZM89 41V40H88ZM91 41H92V39H91ZM100 41V40H99ZM119 41H121V40H119ZM124 41V40H123ZM132 41V40H131ZM157 41V40H156ZM167 41H169V40H167ZM167 41H165V42H167ZM195 41H198V40H195ZM194 41V42H195ZM235 41V40H234ZM252 41H254V40H252ZM4 42V41H3ZM15 42H13V43H15ZM23 42V41H22ZM55 42V41H54ZM58 42V41H57ZM56 42V43H57ZM65 42V41H64ZM75 43H76V41H74ZM78 42V41H77ZM81 42V41H80ZM93 42V41H92ZM96 42V41H95ZM102 42V41H101ZM112 42H114V41H112ZM111 42V43H112ZM116 43H117V40L115 41ZM114 42V43H115ZM122 42V41H121ZM121 42H119L120 44H121ZM139 42V41H138ZM137 42V43H138ZM146 42V41H145ZM181 42V41H180ZM200 42V41H199ZM228 42V41H227ZM243 41H241V43H242ZM5 43V42H4ZM24 43L25 42H23L22 44L24 45ZM41 43H43L44 44V42H41ZM51 43H53V42H51ZM56 43L54 44L55 46H56ZM62 43V42H61ZM61 43H59V44H61ZM73 43V42H72ZM82 43V42H81ZM103 43V42H102ZM127 43V42H126ZM159 43V42H158ZM169 43V42H168ZM182 43V42H181ZM188 43V42H187ZM224 43V44H223ZM223 43H221V44H223L224 45V50H226V52H225V54L227 53L228 54V52H229V49L225 46V43L226 42H223ZM235 43V42H234ZM238 44H240L239 42H237ZM245 43H247V42H245ZM250 43V42H249ZM1 44V43H0ZM35 44V43H34ZM33 44V45H34ZM39 44H40V42H39ZM39 44H38V47H39ZM84 44H87L86 42L84 43ZM101 43H99V45H100ZM108 44V43H107ZM118 44V43H117ZM119 44V45H120ZM122 44H123V42H122ZM151 44H153V43H150V46L152 47V45ZM161 44V43H160ZM175 44H177V43H175ZM191 44V43H190ZM229 44V43H228ZM236 44V43H235ZM31 45V44H30ZM32 45V46H33ZM44 45H46V44H44ZM63 45H65V44H63ZM73 45V44H72ZM75 45V44H74ZM88 45H90L89 43H88ZM124 45V44H123ZM126 45V44H125ZM138 45H140V44H138ZM142 45H143V43H142ZM237 45V44H236ZM247 45V44H246ZM37 46V45H36ZM51 46V45H50ZM67 46V45H66ZM76 46V45H75ZM79 46V45H78ZM82 46V45H81ZM91 46V45H90ZM104 46V45H103ZM116 46V45H115ZM128 46V45H127ZM149 46V47H150ZM162 46H164V45H162ZM180 46V45H179ZM243 46V45H242ZM248 46H249V44H248ZM250 46H251V44H250ZM19 47V46H18ZM20 47H22V46H20ZM37 47V48H38ZM44 47V46H43ZM48 47V46H47ZM63 47V46H62ZM61 47V48H62ZM101 47V46H100ZM109 47V46H108ZM111 47V46H110ZM112 47H114V46H112ZM111 47V48H112ZM119 47V46H118ZM131 47V46H130ZM133 47V46H132ZM131 47V48H132ZM137 47V46H136ZM140 47V46H139ZM172 47V46H171ZM177 47V46H176ZM184 47V46H183ZM186 47H187V45H186ZM189 47V46H188ZM218 47V48H217ZM67 48V47H66ZM85 48H88V46L87 47H85ZM90 48V47H89ZM102 48V47H101ZM105 48V47H104ZM114 48H117V47H114ZM123 48V47H122ZM121 48V49H122ZM130 48V49H131ZM134 48V47H133ZM173 48V47H172ZM231 48V47H230ZM251 48V47H250ZM264 48V47H263ZM19 49V48H18ZM27 49V48H26ZM31 49H32V47H31ZM35 49V48H34ZM44 49V48H43ZM46 49V48H45ZM72 49V48H71ZM78 49V48H77ZM91 49V48H90ZM106 49V48H105ZM140 49V48H139ZM147 49V48H146ZM146 49H144V50H146ZM163 49H165V48H163ZM246 49V48H245ZM254 49V48H253ZM30 50V49H29ZM33 50V49H32ZM50 50H53V49H51L50 48ZM55 50H57V49H55ZM79 50V49H78ZM82 50H84V49H82ZM86 50V49H85ZM91 50H93V49H91ZM90 50V51H91ZM111 50V49H110ZM112 50H114V49H112ZM122 50H124V49H122ZM137 50V49H136ZM143 50V49H142ZM153 50V49H152ZM158 50H160V49H158ZM166 50V49H165ZM164 50V51H165ZM173 50H175L174 48H173ZM179 50V49H178ZM190 50V49H189ZM5 51V50H4ZM24 51V50H23ZM39 51V50H38ZM72 51V50H71ZM95 51V50H94ZM117 51V50H116ZM147 51V50H146ZM163 51V50H162ZM172 51V50H171ZM191 51V50H190ZM219 51H220V48H219ZM219 51L217 52V54L219 53ZM26 52V51H25ZM34 52V51H33ZM40 52H41V50H40ZM44 52H45V50H44ZM47 52V51H46ZM56 52H58V51H56ZM62 52H64V51H62ZM66 52V51H65ZM74 52V51H73ZM98 52V49H97V51H95V53H97ZM111 52V51H110ZM113 52V51H112ZM131 52V51H130ZM145 52V51H144ZM151 52V51H150ZM170 52V51H169ZM180 52H182L181 50H180ZM238 52V51H237ZM41 53H43V52H41ZM59 53V52H58ZM77 53H80V51L79 52H77ZM76 53V54H77ZM84 53V52H83ZM90 53V52H89ZM88 53V54H89ZM104 53V52H103ZM118 53H120V51L118 52ZM125 54L127 53V51L126 52H124ZM153 53V52H152ZM152 53H151V55H152ZM170 53H172V52H170ZM175 53V52H174ZM178 53V52H177ZM184 53V52H183ZM233 53V52H232ZM231 53V54H232ZM238 53H240V52H238ZM1 54V53H0ZM6 54V53H5ZM36 54V53H35ZM60 54V53H59ZM68 54H69V52H68ZM74 54H75V52H74ZM87 54V53H86ZM85 54V55H86ZM92 54V53H91ZM101 54V53H100ZM100 54L98 55V56H100ZM105 54V53H104ZM121 54V53H120ZM124 54V55H125ZM128 54V53H127ZM127 54H126V56H127ZM137 54V53H136ZM189 54V53H188ZM193 54V53H192ZM191 54V55H192ZM230 54V53H229ZM245 54V53H244ZM20 55V54H19ZM32 55V54H31ZM42 55V54H41ZM50 55V54H49ZM60 55H62V54H60ZM79 55V54H78ZM112 55V54H111ZM113 55H115V54H113ZM119 55V54H118ZM144 55H145V53H144ZM147 55V54H146ZM149 55H150V53H149ZM155 55H156V53H155ZM168 55V54H167ZM181 55V54H180ZM184 55V54H183ZM221 55V51H220V53H219V56ZM223 55H224V53H223ZM239 55V54H238ZM261 55H263L264 56V54H261ZM1 56V55H0ZM33 56V55H32ZM45 56H47V54L45 55ZM63 56V55H62ZM96 56V55H95ZM129 56V55H128ZM136 55H134V57H135ZM137 56H138V54H137ZM141 56V55H140ZM139 56V57H140ZM201 58H200V57ZM218 56V55H217ZM216 56V57H217ZM222 56V55H221ZM233 56V55H232ZM234 56H236V55H234ZM242 56H243V53H242ZM248 56V55H247ZM3 57V56H2ZM16 57V56H15ZM43 57H44V55H43ZM57 57V56H56ZM68 57V56H67ZM74 57V56H73ZM86 57H88V55L86 56ZM92 56H90V58H91ZM103 57V56H102ZM106 57V56H105ZM120 57V56H119ZM123 57H125V56H123ZM154 58H155V56H153ZM169 57V56H168ZM172 57V56H171ZM223 57V56H222ZM18 58V57H17ZM63 58V57H62ZM85 58V57H84ZM89 58V57H88ZM94 58V60H95V57H93ZM97 58V57H96ZM112 58V57H111ZM117 58H118V56H117ZM128 58V57H127ZM142 58H144V57H142ZM152 57H150V59H151ZM170 58V57H169ZM178 58V57H177ZM46 59V58H45ZM50 59V58H49ZM69 59V58H68ZM74 59V58H73ZM100 59V58H99ZM103 59H104V57H103ZM119 59V58H118ZM121 59V58H120ZM136 59V58H135ZM134 59V60H135ZM140 59V58H139ZM146 59V58H145ZM150 59H149V61H150ZM156 59V58H155ZM155 59H153V60H155ZM179 59V58H178ZM177 59V60H178ZM181 59V58H180ZM187 59V58H186ZM192 59H193V57H192ZM193 59V60H194ZM223 59V58H222ZM227 59V58H226ZM243 59V58H242ZM259 59V58H258ZM59 60H60V58H59ZM67 60V59H66ZM81 60V59H80ZM93 60V61H94ZM108 60H109V58H108ZM115 60V59H114ZM122 60L124 61L125 60V58L123 59L122 58ZM128 60V59H127ZM131 61L133 60V59H130ZM157 60V59H156ZM174 60V59H173ZM183 60V59H182ZM239 60V59H238ZM6 61V60H5ZM25 61V60H24ZM71 61H73L72 59H71ZM90 61V60H89ZM96 61V60H95ZM103 61V60H102ZM126 61V60H125ZM125 61H124V63H125ZM130 61V62H131ZM186 61V60H185ZM216 61V60H215ZM226 61H228V60H226ZM259 61V60H258ZM41 62V61H40ZM55 62H56V60H55ZM67 62V61H66ZM74 62V61H73ZM80 62V61H79ZM85 62V61H84ZM99 62V61H98ZM105 62V61H104ZM119 62V61H118ZM141 62H143L142 60H141ZM144 62H147V61H145L144 60ZM154 62V61H153ZM159 62V61H158ZM157 61H156V63H158ZM161 62V61H160ZM167 62V61H166ZM178 62V61H177ZM241 62H242V60H241ZM246 62V61H245ZM260 62H261V60H260ZM18 63V62H17ZM25 63V62H24ZM42 63H43V60H42ZM61 63V62H60ZM63 63V62H62ZM61 63V64H62ZM70 63V62H69ZM77 63V62H76ZM81 63V62H80ZM83 63V62H82ZM86 63H87V61H86ZM103 63V62H102ZM107 63H109V62H107ZM115 63V62H114ZM114 63H113V66H114ZM116 63H117V60H116ZM120 63V62H119ZM118 63V64H119ZM134 63V62H133ZM195 63V62H194ZM198 63H199V61H198ZM232 63V62H231ZM236 63V62H235ZM239 63V62H238ZM238 63H236V64H238ZM258 63V62H257ZM1 64V63H0ZM9 64V63H8ZM61 64H59V65H61ZM63 64H65V62L63 63ZM62 64V65H63ZM72 64V63H71ZM70 64V65H71ZM75 63H73V65H74ZM79 64V63H78ZM85 64V63H84ZM93 64V63H92ZM144 64V63H143ZM154 64H155V62H154ZM223 64V63H222ZM261 64V63H260ZM259 64V65H260ZM262 64H264V63H262ZM261 64V65H262ZM4 65H5V63H4ZM7 65V64H6ZM17 65H19V64H17ZM34 65V64H33ZM36 65V64H35ZM61 65V66H62ZM67 65V64H66ZM65 65V66H66ZM76 65V64H75ZM88 65V64H87ZM94 65V64H93ZM98 65H100L99 63H98ZM108 65V64H107ZM124 65V64H123ZM133 65V64H132ZM139 65V64H138ZM141 65V64H140ZM147 65V67H148V64H146ZM162 65V64H161ZM165 65V64H164ZM173 65V64H172ZM200 65V64H199ZM231 65V64H230ZM40 66H42V65H40ZM44 66V65H43ZM51 66V65H50ZM49 66V67H50ZM56 66V65H55ZM54 66V67H55ZM96 66H97V63H96ZM101 66H103V64L101 65ZM116 66V65H115ZM137 66V65H136ZM145 66V65H144ZM152 66V65H151ZM156 66V65H155ZM192 66H194V65H192ZM219 66H220V63H219ZM12 67V66H11ZM22 67V66H21ZM45 67V66H44ZM69 67V66H68ZM79 67V66H78ZM77 67V68H78ZM99 67V66H98ZM109 67V66H108ZM111 67V66H110ZM117 67V66H116ZM120 67V66H119ZM154 67V66H153ZM162 67H164V66H162ZM176 67V66H175ZM222 67V66H221ZM231 67H233V66H231ZM250 67V66H249ZM263 67V66H262ZM4 68V67H3ZM40 68V67H39ZM56 68V67H55ZM61 68V67H60ZM63 68V67H62ZM74 68H76V67H74ZM80 68V67H79ZM91 68V67H90ZM102 68V67H101ZM100 68V69H101ZM122 68V67H121ZM125 68V67H124ZM128 68V67H127ZM152 68V67H151ZM165 68V67H164ZM168 68V67H167ZM190 68V69H189ZM194 68H196L195 66H194ZM193 68V69H194ZM239 68H241V67H239ZM243 68H244V66H243ZM259 68V67H258ZM5 69H6V67H5ZM9 69V68H8ZM72 68H70V70H71ZM99 69V68H98ZM133 69V68H132ZM135 69H137V67L135 68ZM139 69V68H138ZM146 69V68H145ZM148 69H150V68H148ZM246 69V68H245ZM256 69V68H255ZM1 70V69H0ZM32 70V69H31ZM40 70V69H39ZM95 70V69H94ZM106 70V69H105ZM143 70V69H142ZM158 70V69H157ZM161 70H163V69H161ZM181 70V69H180ZM215 70V69H214ZM236 70V69H235ZM241 70H243V69H241ZM10 71V70H9ZM22 71H24V70H22ZM34 71V70H33ZM63 71V70H62ZM79 71V70H78ZM90 71V70H89ZM96 71H98L97 70V68H96ZM129 71V70H128ZM127 71V72H128ZM133 71V70H132ZM141 71V70H140ZM140 71H138V72H140ZM187 71H189V72H187ZM220 71V70H219ZM222 71V70H221ZM225 71V70H224ZM231 71V70H230ZM237 71V70H236ZM246 71V70H245ZM257 71V70H256ZM260 71V70H259ZM11 72V71H10ZM12 72H13V70H12ZM38 72V71H37ZM66 72V71H65ZM94 72V71H93ZM92 72V73H93ZM108 72V71H107ZM134 72H136L135 70H134ZM161 72V71H160ZM182 72V71H181ZM248 72H250V71H248ZM251 72H253V71H251ZM264 72V71H263ZM22 73H24V72H22ZM30 73V72H29ZM63 73V72H62ZM88 73V72H87ZM112 73V72H111ZM117 73V72H116ZM121 73V72H120ZM131 73V72H130ZM133 73V72H132ZM137 73V72H136ZM153 73V72H152ZM166 73V72H165ZM170 73V72H169ZM195 73V72H194ZM200 73V72H199ZM223 73H225V72H223ZM232 73V72H231ZM234 73V72H233ZM235 73H238V72H235ZM241 73H242V71H241ZM255 73V72H254ZM262 73V72H261ZM25 74H26V72H25ZM38 74V73H37ZM41 74V73H40ZM58 74V73H57ZM91 74V73H90ZM99 74H102V72H100ZM122 74V73H121ZM139 74V73H138ZM146 74V73H145ZM161 74V73H160ZM264 74V73H263ZM16 75H18V74H16ZM30 75H31V73H30ZM33 75V74H32ZM104 75V74H103ZM117 75V74H116ZM124 75V74H123ZM133 75V74H132ZM140 75H142V74H140ZM149 75V74H148ZM188 75H190L189 77H188ZM235 75V74H234ZM1 76H3V75H1ZM4 76H6V75H4ZM8 76H10V75H8ZM7 76V77H8ZM20 76V75H19ZM27 76V75H26ZM61 76V75H60ZM88 76H90V75H88ZM102 76V75H101ZM100 76V77H101ZM118 76V75H117ZM136 76V75H135ZM146 76V75H145ZM200 76V75H199ZM227 76V75H226ZM255 76V75H254ZM13 77V76H12ZM25 77V76H24ZM114 77V76H113ZM125 77V76H124ZM123 77V78H124ZM137 77V76H136ZM153 77H154V80H156L157 81V83H158V89H159V94L162 96L163 95V88H162V82H161V77H160V75H159V72L157 73H155L154 75H153ZM229 77V76H228ZM235 77V76H234ZM247 77H248V74H247ZM256 77V76H255ZM27 78V77H26ZM30 79H31V77H29ZM36 78V77H35ZM38 78H40V77H38ZM67 78V77H66ZM74 78V77H73ZM80 78V77H79ZM93 78H94V76H93ZM96 78V77H95ZM98 78V77H97ZM111 78V77H110ZM133 78V77H132ZM135 78V77H134ZM139 78H140V76H139ZM169 78V77H168ZM230 78V77H229ZM237 78V77H236ZM242 78V77H241ZM244 78H245V76H244ZM24 79V78H23ZM41 79H42V74H41ZM101 79V78H100ZM103 79H104V77L102 78V81H103ZM109 79V78H108ZM113 79V78H112ZM115 80H117L116 78H114ZM122 79V78H121ZM234 79V78H233ZM243 79V78H242ZM251 79V78H250ZM254 79V78H253ZM257 79H258V77H257ZM32 80V79H31ZM61 80H62V78H61ZM67 80H68V78H67ZM88 80V79H87ZM90 80V79H89ZM106 80V79H105ZM111 80V79H110ZM127 80V79H126ZM129 80V79H128ZM136 80H138L137 78H136ZM147 80V79H146ZM192 80V79H191ZM221 80H223V79H221ZM220 80V81H221ZM256 80V79H255ZM261 80V79H260ZM73 81V80H72ZM94 81V80H93ZM117 81H119V80H117ZM125 81V80H124ZM131 81V80H130ZM129 81V82H130ZM144 81V80H143ZM216 81V80H215ZM229 81V80H228ZM250 81V80H249ZM5 82V81H4ZM18 82V81H17ZM24 82V81H23ZM70 82H71V80H70ZM80 82V81H79ZM88 82V81H87ZM105 81H103L102 83H104ZM120 82V81H119ZM148 82V81H147ZM164 82V81H163ZM165 82H166V80H165ZM214 82V81H213ZM234 82H236V81H234ZM253 82V81H252ZM262 82V81H261ZM264 82V81H263ZM9 83V82H8ZM20 83H22V82H20ZM36 83V82H35ZM81 83V82H80ZM89 83V82H88ZM109 83V82H108ZM125 83V82H124ZM134 83V82H133ZM138 83V82H137ZM141 83V82H140ZM149 83H151V82H149ZM186 83H187V85H188V87L187 86H185L186 85ZM216 83V82H215ZM227 83V82H226ZM259 83V82H258ZM7 84V83H6ZM28 84V83H27ZM58 84H59V81H58ZM65 84V83H64ZM67 84V83H66ZM69 84V83H68ZM75 84V83H74ZM96 84V83H95ZM105 84V83H104ZM110 84V83H109ZM113 84V83H112ZM118 84V83H117ZM117 84H115V85H117ZM126 84H127V82H126ZM144 84H146L145 82H144ZM152 84H153V82H152ZM164 84V83H163ZM167 84V83H166ZM218 84V83H217ZM216 84V85H217ZM224 84V83H223ZM230 84V83H229ZM243 84V83H242ZM248 84V83H247ZM1 85V84H0ZM11 85V84H10ZM21 85V84H20ZM34 85V84H33ZM90 85H91V83H90ZM89 85V86H90ZM94 84H92V86H93ZM123 85V84H122ZM128 85V84H127ZM131 85V84H130ZM135 85V84H134ZM133 85V86H134ZM171 85V84H170ZM219 85V84H218ZM225 85V84H224ZM223 85V86H224ZM230 85H233V84H230ZM235 85V84H234ZM245 85V84H244ZM243 85V86H244ZM26 86V85H25ZM25 86H23V87H25ZM54 86V85H53ZM66 86V85H65ZM79 85L77 84V87H78ZM88 86V85H87ZM103 86V85H102ZM107 86V85H106ZM110 86V85H109ZM113 86V85H112ZM119 86V85H118ZM117 86V87H118ZM129 86V85H128ZM169 86V85H168ZM211 86H212V84H211ZM213 86H215V85H213ZM212 86V87H213ZM6 87V86H5ZM22 87V88H23ZM30 87H31V84H30ZM71 87H74V86H71ZM81 87V86H80ZM131 87V86H130ZM153 87V86H152ZM166 87V86H165ZM170 87V86H169ZM173 87V86H172ZM216 87V86H215ZM221 87H222V85H221ZM226 87V86H225ZM238 87V86H237ZM251 87V86H250ZM3 88V87H2ZM31 88H34V87H31ZM90 88V87H89ZM95 88H96V86H95ZM125 88V87H124ZM136 88V87H135ZM135 88H133V89H135ZM139 88H140V91H141V87L139 86ZM138 88V89H139ZM143 88V87H142ZM174 88V87H173ZM219 88H220V85H219ZM231 88V87H230ZM234 88V87H233ZM232 88V89H233ZM241 88V87H240ZM244 88H246V85L244 86ZM254 88V85H253V87H252V89ZM256 88V87H255ZM260 88V87H259ZM6 89H7V87H6ZM13 89V88H12ZM35 89V88H34ZM46 89V88H45ZM58 89V88H57ZM62 89V88H61ZM64 90H65V88H63ZM73 89V88H72ZM76 89V88H75ZM78 89V88H77ZM91 89V88H90ZM100 89V88H99ZM106 89V88H105ZM112 89V88H111ZM115 89V88H114ZM125 89H130V88H125ZM146 89V88H145ZM171 89V88H170ZM207 89H208V87H207ZM223 89V88H222ZM238 89V88H237ZM242 89H243V87H242ZM248 89H250V88H248ZM261 89V88H260ZM264 89V88H263ZM21 90V89H20ZM39 90V89H38ZM87 90H89V89H87ZM157 90V89H156ZM164 90H165V88H164ZM214 90V89H213ZM224 90V89H223ZM227 90V89H226ZM240 90V89H239ZM245 90V89H244ZM1 91H3V90H1ZM10 91V90H9ZM8 91V92H9ZM14 91H15V89H14ZM24 91V90H23ZM27 91V90H26ZM30 91V90H29ZM44 91V90H43ZM70 91H72V90H70ZM100 91V90H99ZM105 91V90H104ZM111 91V90H110ZM116 91V90H115ZM167 91H169V90H167ZM173 91V90H172ZM208 91V90H207ZM215 91H217V90H215ZM260 91H262V89L260 90ZM81 92V91H80ZM83 92V91H82ZM98 92V91H97ZM102 92V91H101ZM106 92V91H105ZM122 92V91H121ZM120 92V93H121ZM133 92V91H132ZM131 92V93H132ZM146 92H148V91H146ZM152 92V91H151ZM209 92V91H208ZM207 92V93H208ZM219 92H221V88H220V91ZM228 92H230V91H228ZM238 92V91H237ZM242 92V91H241ZM244 92V91H243ZM247 92H248V90H247ZM253 92V91H252ZM251 92V93H252ZM259 93V91H256V93ZM263 92V91H262ZM12 93V92H11ZM15 93H16V91H15ZM14 93V94H15ZM28 93V92H27ZM48 93V92H47ZM51 93V92H50ZM69 93V92H68ZM67 92L65 93V94H68ZM75 93V92H74ZM100 93V92H99ZM136 93V92H135ZM140 93V92H139ZM142 93V92H141ZM168 93V92H167ZM169 93H170V91H169ZM203 93V92H202ZM206 93V94H207ZM212 93V92H211ZM214 93V92H213ZM218 93V92H217ZM223 93V92H222ZM231 93H232V91H231ZM239 93V92H238ZM246 93V92H245ZM256 93H253V94H256ZM257 93V94H258ZM10 94V93H9ZM17 94V93H16ZM51 94H54V93H51ZM60 94H61V92H60ZM70 94V93H69ZM127 94V93H126ZM148 95H149V93H147ZM153 94V93H152ZM172 94V93H171ZM208 94H210V93H208ZM207 94V95H208ZM215 94H216V92H215ZM230 94V93H229ZM5 95V94H4ZM11 95V94H10ZM19 95V94H18ZM84 95V94H83ZM82 95V96H83ZM101 95V94H100ZM111 95H112V93H111ZM115 95V94H114ZM125 95V94H124ZM140 95V94H139ZM169 95V94H168ZM173 95V94H172ZM194 95V94H193ZM202 95V94H201ZM217 95V94H216ZM219 95V94H218ZM217 95V96H218ZM235 95V94H234ZM239 95V94H238ZM241 95V94H240ZM239 95V96H240ZM243 95V94H242ZM264 95V94H263ZM263 95H261V97L263 96ZM22 96V95H21ZM33 96V95H32ZM39 96V95H38ZM37 96V97H38ZM70 96V95H69ZM79 96V95H78ZM77 96V97H78ZM95 96V95H94ZM102 96V95H101ZM105 96V95H104ZM120 96V95H119ZM122 96V95H121ZM136 96H137V94H136ZM176 96V95H175ZM197 96V95H196ZM215 96V95H214ZM217 96H215L216 97V99H218L217 98ZM226 96V95H225ZM238 96V97H239ZM244 96V95H243ZM247 96V95H246ZM258 96V95H257ZM1 97V96H0ZM4 97V96H3ZM15 97V96H14ZM28 98H29V96H27ZM89 97V96H88ZM116 97V96H115ZM114 97V98H115ZM139 97V96H138ZM143 97V96H142ZM145 97V96H144ZM148 97H150V95L148 96ZM153 97V96H152ZM205 97V96H204ZM208 98H210V96H207ZM224 97V96H223ZM237 97V96H236ZM249 97V96H248ZM255 97V96H254ZM8 98V97H7ZM25 98V97H24ZM27 98V99H28ZM57 98V97H56ZM68 98V97H67ZM66 98V99H67ZM81 98V97H80ZM98 98V97H97ZM100 98V97H99ZM119 98V97H118ZM130 98V97H129ZM132 98V97H131ZM174 98V97H173ZM206 98V97H205ZM230 98V97H229ZM243 98V97H242ZM256 98V97H255ZM263 98V97H262ZM5 99V98H4ZM14 99V98H13ZM39 99V98H38ZM37 99V100H38ZM44 99H46V100H48L47 98H44ZM60 99V98H59ZM69 99V98H68ZM83 99V98H82ZM89 99V98H88ZM91 99H94V98H91ZM101 99H103V98H100V100ZM106 99V98H105ZM123 99V98H122ZM125 99V98H124ZM141 99V98H140ZM143 99V98H142ZM149 99V98H148ZM158 99H159V97H158ZM166 99V98H165ZM168 99V98H167ZM175 99V98H174ZM178 99V100H179ZM212 99V98H211ZM215 99V100H216ZM231 99V98H230ZM236 99V98H235ZM250 99V98H249ZM248 99V100H249ZM258 99V98H257ZM29 100V99H28ZM36 100V99H35ZM79 100V99H78ZM95 100V99H94ZM109 100H110V98H109ZM118 100H120V98L118 99ZM117 100V101H118ZM135 100H137V99H135ZM161 100H162V98H161ZM170 100V99H169ZM195 100V99H194ZM202 100V99H201ZM204 100V99H203ZM207 100V99H206ZM214 100V101H215ZM238 100H240L241 101V99H238ZM244 100V99H243ZM253 100V99H252ZM260 100V99H259ZM264 100V99H263ZM7 101H10L9 99L7 100ZM14 101V100H13ZM56 101H58V100H56ZM64 101V100H63ZM68 101V100H67ZM90 101V100H89ZM103 101V100H102ZM116 101V100H115ZM138 101V100H137ZM144 101V100H143ZM151 101H153V100H151ZM155 101V100H154ZM157 101V100H156ZM193 101V100H192ZM219 102L221 101V100H218ZM217 101V102H218ZM225 101V100H224ZM245 101H247V100H245ZM244 101V102H245ZM261 101V100H260ZM15 102H18V101H15ZM19 102H20V100H19ZM19 102H18V104H19ZM24 102H25V100H24ZM49 102V101H48ZM51 102V101H50ZM109 102V101H108ZM111 102V101H110ZM127 102V101H126ZM148 102V101H147ZM179 102V101H178ZM225 102H227V101H225ZM235 102V101H234ZM254 102V101H253ZM264 101H262L261 103H263ZM4 103V102H3ZM34 103V102H33ZM44 103V102H43ZM53 103H56V102H53ZM60 103V102H59ZM61 103H62V101H61ZM64 103V102H63ZM105 103V102H104ZM132 103H134V102H132ZM139 103V102H138ZM144 103V102H143ZM146 103V102H145ZM154 103V102H153ZM175 103V102H174ZM177 103V102H176ZM197 103V102H196ZM205 103V102H204ZM216 103V102H215ZM246 103V102H245ZM248 103H250V102H248ZM10 104V103H9ZM8 104V105H9ZM14 104V102L12 103V105ZM110 104V103H109ZM109 104H107V105H109ZM111 104H114V103H111ZM127 104V103H126ZM130 104V103H129ZM128 104V105H129ZM136 104V103H135ZM148 104V103H147ZM164 104V103H163ZM170 104H171V102H170ZM178 104V103H177ZM179 104L181 105V103L179 102ZM202 104V103H201ZM200 104V105H201ZM217 104V103H216ZM215 104V105H216ZM238 104V103H237ZM240 104V103H239ZM242 104V103H241ZM257 104V103H256ZM256 104H255V106H256ZM1 105V104H0ZM3 105V104H2ZM11 105V107H13ZM29 105V104H28ZM58 105H63V104H58ZM66 105H68V104H66ZM65 105V106H66ZM71 105V104H70ZM87 105H88V102H87ZM119 105V104H118ZM122 104H120V106H121ZM131 105V104H130ZM134 105V104H133ZM145 105V104H144ZM148 105H151V104H148ZM159 105V104H158ZM174 105V104H173ZM192 105V104H191ZM199 105V104H198ZM243 105V104H242ZM260 105V104H259ZM16 106V105H15ZM18 106V105H17ZM22 106V105H21ZM40 106V105H39ZM113 106H115V104L114 105H112V107ZM135 106V105H134ZM143 106V105H142ZM160 106V105H159ZM161 106H163V105H161ZM183 106H181V107H183ZM202 106H204V104L202 105ZM231 106V105H230ZM232 106H233V104H232ZM245 106V105H244ZM27 107H29V106H27ZM77 107V106H76ZM75 107V108H76ZM86 107V106H85ZM98 107V106H97ZM105 107V106H104ZM128 107H130V106H128ZM146 107V106H145ZM153 107V106H152ZM215 107V106H214ZM213 106H212V104L210 103V100H207V102H206V111L204 110V113H205V116L207 115V114H210V113H213V108H214ZM221 107V106H220ZM219 107V108H220ZM226 108H227V106H225ZM242 107V106H241ZM250 106H248L247 105V108H249ZM5 108H7V107H5ZM22 108H24V106L22 107ZM26 108V107H25ZM59 108V107H58ZM57 108V109H58ZM63 108V107H62ZM90 108V107H89ZM107 108V107H106ZM143 108V107H142ZM154 108V107H153ZM156 108V107H155ZM154 108V109H155ZM164 108V107H163ZM195 108V107H194ZM196 108H197V106H196ZM216 108H218V107H216ZM219 108H218V110H216V113L217 112H220V110H219ZM232 108H234V106L232 107ZM236 108V107H235ZM238 108V107H237ZM246 108V109H247ZM262 108V107H261ZM263 108H264V105H263ZM39 109V108H38ZM47 109V108H46ZM68 109H69V107H68ZM71 109V111H72V108H70ZM92 109V108H91ZM97 109V108H96ZM112 109V108H111ZM134 109V108H133ZM132 109V110H133ZM140 109V108H139ZM145 109V108H144ZM148 109H150L149 108V106H148ZM161 109V108H160ZM167 109V108H166ZM179 109V108H178ZM204 109V108H203ZM253 109V108H252ZM22 110V109H21ZM42 110H43V108H42ZM75 109H73V111H74ZM120 110H121V108H120ZM135 110V109H134ZM143 110V109H142ZM146 110V109H145ZM152 109H150V111H151ZM164 110V109H163ZM195 110V109H194ZM197 110V109H196ZM201 110V109H200ZM222 110V109H221ZM238 110V109H237ZM250 110V109H249ZM255 110V109H254ZM5 111V110H4ZM17 111V110H16ZM30 111V110H29ZM45 111V110H44ZM62 111V110H61ZM60 111V112H61ZM97 111V110H96ZM144 111V110H143ZM149 111V110H148ZM149 111V112H150ZM173 111V110H172ZM202 111V110H201ZM26 112H28L27 110H26ZM31 112V111H30ZM46 112H48V111H46ZM54 112V111H53ZM68 112H70L69 110H68ZM67 112V113H68ZM79 112V111H78ZM89 112H91V111H89ZM107 112V111H106ZM121 111H119L118 113H120ZM153 112V111H152ZM228 112V111H227ZM234 112H235V110H234ZM237 112V111H236ZM239 112V111H238ZM237 112V113H238ZM244 112V111H243ZM10 113V112H9ZM24 113V112H23ZM72 113V112H71ZM70 113V114H71ZM88 113V112H87ZM93 113V112H92ZM113 113V112H112ZM116 113V112H115ZM124 113V112H123ZM122 113V114H123ZM139 113H141V112H139ZM145 113V112H144ZM193 113V112H192ZM191 113V114H192ZM223 113V112H222ZM6 114V113H5ZM28 114V113H27ZM32 114V113H31ZM81 114V113H80ZM90 114V113H89ZM97 114V113H96ZM109 114V113H108ZM121 114V115H122ZM148 114V113H147ZM182 114V113H181ZM55 115V114H54ZM84 115V114H83ZM97 115H100V114H97ZM96 115V116H97ZM104 115H106V114H104ZM103 115V116H104ZM111 115V114H110ZM117 115V114H116ZM134 115V114H133ZM154 115V114H153ZM159 115H161V114H159ZM167 115V114H166ZM193 115V114H192ZM203 115V114H202ZM216 115V114H215ZM235 115V114H234ZM260 115V114H259ZM264 115V114H263ZM18 116V115H17ZM27 116V115H26ZM25 116V117H26ZM38 116H40V114L38 115ZM50 116V115H49ZM56 116H58V115H56ZM60 116V115H59ZM74 116V115H73ZM89 116V115H88ZM88 116H87V118H88ZM93 116V115H92ZM119 116V115H118ZM130 116H131V114H130ZM146 116V115H145ZM211 116V115H210ZM213 116V115H212ZM219 116H220V114H219ZM233 116V115H232ZM257 116H258V114H257ZM7 117V116H6ZM9 117V116H8ZM7 117V118H8ZM11 118H13L12 116H10ZM9 117V118H10ZM32 117V116H31ZM65 117V116H64ZM71 117V116H70ZM117 117V116H116ZM128 117V116H127ZM133 117V116H132ZM140 117V116H139ZM148 117V116H147ZM153 117V116H152ZM182 117H183V115H182ZM203 117H204V115H203ZM236 117H237V115H236ZM235 117V118H236ZM244 117V116H243ZM242 117V118H243ZM255 117H256V115H255ZM255 117H253V119L252 120H254V118ZM19 118V117H18ZM24 118V117H23ZM36 118H37V116H36ZM35 118V119H36ZM43 118V117H42ZM48 118V117H47ZM51 118H53V117H51ZM57 118V117H56ZM60 118V117H59ZM90 118V117H89ZM111 118H112V116H111ZM131 118V117H130ZM164 118V117H163ZM209 118V117H208ZM216 118V117H215ZM220 118H222V117H220ZM234 118V119H235ZM6 119V118H5ZM26 119V118H25ZM40 119V118H39ZM69 119V118H68ZM86 119V118H85ZM84 119V120H85ZM92 119V118H91ZM97 119V118H96ZM96 119H94V120H96ZM107 119V118H106ZM110 119V118H109ZM117 119V118H116ZM128 119V118H127ZM134 119V118H133ZM149 119V118H148ZM152 119V118H151ZM225 119V118H224ZM237 119V118H236ZM240 119V118H239ZM258 119V118H257ZM256 119V120H257ZM11 120V119H10ZM33 120V119H32ZM64 120V119H63ZM71 120V119H70ZM81 120H83V119H81ZM111 120V119H110ZM138 120V119H137ZM144 120V119H143ZM156 120V119H155ZM158 120V119H157ZM238 120V119H237ZM242 119H240V121H241ZM6 121V120H5ZM49 121V119L47 120V125L51 128V130L54 132V134H55V136L57 137V139H58V142L61 144V147L65 150V151H67V147H66V144H64V141H63V138H62V136L60 135V133L48 122ZM50 121H51V119H50ZM55 121V120H54ZM61 121V120H60ZM75 121V120H74ZM115 121V120H114ZM119 121V120H118ZM121 121H122V119H121ZM130 121V120H129ZM152 121V120H151ZM162 121H163V119H162ZM184 121H185V119H184ZM203 121V120H202ZM211 121H212V119H211ZM221 121H223L222 119H221ZM234 121V120H233ZM258 121V120H257ZM2 122H4V121H2ZM8 122H9V119H8ZM14 122V121H13ZM22 122V121H21ZM27 122V121H26ZM37 122V121H36ZM41 122V121H40ZM63 122V121H62ZM91 122V121H90ZM93 122H96V121H93ZM108 122V121H107ZM117 122V121H116ZM137 122V121H136ZM145 122V121H144ZM149 122V121H148ZM147 122V123H148ZM161 122V121H160ZM166 122V121H165ZM195 122V121H194ZM236 122V121H235ZM259 122L261 123L262 121H260L259 120ZM45 123V124H46ZM55 123V122H54ZM68 123V122H67ZM70 123H71V121H70ZM121 123V122H120ZM130 123V122H129ZM134 123V122H133ZM143 123V122H142ZM150 123V122H149ZM164 123V122H163ZM167 123V122H166ZM189 123V122H188ZM192 123V122H191ZM234 123V122H233ZM264 123V122H263ZM3 124V123H2ZM33 124V123H32ZM58 124V123H57ZM60 124H62V123H60ZM107 124V123H106ZM138 124V123H137ZM139 124H141L140 122H139ZM162 124V123H161ZM165 124V123H164ZM169 124V123H168ZM196 124V123H195ZM247 124V123H246ZM253 124H255V123H253ZM22 125V124H21ZM35 126H36V124H34ZM71 125V124H70ZM92 125V124H91ZM135 125V124H134ZM173 125H175V122L173 123ZM250 125H251V123H250ZM3 126H4V124H3ZM15 126H16V124H15ZM25 126V125H24ZM30 126V125H29ZM124 126V125H123ZM140 126V125H139ZM139 126H138V131H140V128H139ZM191 126H192V124H191ZM233 125H231V127H232ZM259 126V125H258ZM9 127H11V126H9ZM8 127V128H9ZM14 127V126H13ZM41 127V126H40ZM47 127V126H46ZM56 127V126H55ZM61 127V126H60ZM67 127V126H66ZM74 127V126H73ZM76 127V126H75ZM85 127V126H84ZM102 127V126H101ZM136 127H137V125H136ZM142 127V126H141ZM147 127V126H146ZM153 127V126H152ZM157 127V126H156ZM162 127V126H161ZM167 127V126H166ZM170 127V126H169ZM172 127V126H171ZM196 127V126H195ZM213 127H215V125H213ZM239 127V126H238ZM241 127V126H240ZM248 127V126H247ZM246 127V128H247ZM5 128V127H4ZM27 128V127H26ZM31 128V127H30ZM44 128V127H43ZM65 128V127H64ZM72 128V127H71ZM87 128V127H86ZM95 128V127H94ZM105 128V127H104ZM103 128V129H104ZM107 128V127H106ZM129 128V127H128ZM132 128V127H131ZM130 128V129H131ZM144 128V127H143ZM193 128V127H192ZM236 128V127H235ZM251 128V127H250ZM256 128H257V125H256ZM260 128V127H259ZM1 129V128H0ZM17 129V128H16ZM18 129H19V127H18ZM21 129V128H20ZM19 129V130H20ZM41 129V128H40ZM62 129V128H61ZM70 129V128H69ZM79 129V128H78ZM82 129V128H81ZM101 129V128H100ZM147 129V128H146ZM145 129V130H146ZM161 129H164V128H161ZM194 129V128H193ZM253 129V128H252ZM251 129V130H252ZM4 130V129H3ZM6 130V129H5ZM24 130V129H23ZM31 130H32V128H31ZM73 130V129H72ZM71 130V131H72ZM88 130V129H87ZM90 130V129H89ZM107 130V129H106ZM154 129H152V131H153ZM178 130V129H177ZM227 130H228V128H227ZM226 130V131H227ZM244 130V132H245V128L243 129ZM247 130V129H246ZM250 130V131H251ZM260 130V129H259ZM9 131V130H8ZM7 131V132H8ZM11 131V130H10ZM16 131V130H15ZM43 131V130H42ZM45 131V130H44ZM134 131H135V129H134ZM161 131V130H160ZM169 131V130H168ZM191 131V130H190ZM231 131V130H230ZM233 131V130H232ZM237 131H238V129H237ZM253 131V130H252ZM256 131V130H255ZM86 132V131H85ZM114 132V131H113ZM146 132V131H145ZM155 132V131H154ZM234 132V131H233ZM239 132H240V130H239ZM263 132H264V130L262 131V134H263ZM15 133V132H14ZM29 133V132H28ZM33 133V132H32ZM43 133V132H42ZM111 133V132H110ZM132 133V132H131ZM137 133H139V132H137ZM152 133V132H151ZM169 133V132H168ZM180 133V132H179ZM222 133H224V132H222ZM241 133H243V131L241 132ZM247 133H249L248 131H247ZM258 133H260V132H258ZM8 134V133H7ZM19 134V133H18ZM29 134H31V133H29ZM34 134V133H33ZM37 134V133H36ZM68 134H70L69 132H68ZM73 134V133H72ZM71 134V135H72ZM107 134V133H106ZM112 134V133H111ZM135 134V133H134ZM145 134V133H144ZM153 134V133H152ZM164 134V133H163ZM233 134V133H232ZM238 134V133H237ZM236 134V132H235V136L237 135ZM250 134V133H249ZM255 134V133H254ZM20 135V134H19ZM18 135V136H19ZM24 135V134H23ZM32 135V134H31ZM39 135V134H38ZM42 135V134H41ZM40 135V136H41ZM70 135V136H71ZM92 135V134H91ZM100 135H102V134H99V136ZM141 135V134H140ZM157 135V134H156ZM162 135V134H161ZM169 135H171L170 133H169ZM184 135V134H183ZM182 135V136H183ZM226 135H227V133H226ZM244 135V134H243ZM246 135V134H245ZM244 135V136H245ZM252 134H250V137H254V136H251ZM261 135V134H260ZM1 136H2V134H1ZM13 136V135H12ZM37 136V135H36ZM54 136V137H55ZM65 136V135H64ZM111 136V135H110ZM126 136V135H125ZM129 136V135H128ZM159 136H160V134H159ZM195 136H196V134H195ZM217 136V135H216ZM230 136V135H229ZM238 136H240V135H238ZM242 136V135H241ZM9 137V136H8ZM7 137V138H8ZM32 137H34V136H32ZM51 137H53V136H51ZM69 137V136H68ZM73 137V136H72ZM97 137V136H96ZM109 137V136H108ZM140 137H142V136H140ZM154 137V136H153ZM161 137V136H160ZM175 137H177V136H175ZM218 137V136H217ZM248 137V136H247ZM255 137H258V136H255ZM254 137V138H255ZM6 138V139H7ZM20 138V137H19ZM42 138H43V136H42ZM100 138V137H99ZM103 138V137H102ZM130 138V137H129ZM155 138V137H154ZM163 138V137H162ZM172 138V137H171ZM178 138V137H177ZM176 138V139H177ZM196 138V137H195ZM223 138V137H222ZM231 138V137H230ZM236 138V137H235ZM244 138V137H243ZM263 138V137H262ZM10 139V138H9ZM18 139V138H17ZM21 139H23V138H21ZM33 139V138H32ZM48 139V138H47ZM90 139V138H89ZM109 139V138H108ZM113 139V138H112ZM148 139V138H147ZM164 139V138H163ZM167 139V138H166ZM210 139V138H209ZM252 138H250V140H251ZM35 140V139H34ZM38 140V139H37ZM103 140H105V138L103 139ZM153 140H155V139H153ZM178 140H180V139H177L176 141H178ZM201 140V139H200ZM223 140H226V139H223ZM238 140V139H237ZM241 140V139H240ZM257 140V139H256ZM12 141V140H11ZM14 141V140H13ZM25 141V140H24ZM28 141V140H27ZM30 141V140H29ZM73 141H74V139H73ZM84 141V140H83ZM82 141V142H83ZM86 141V140H85ZM91 141H93V140H91ZM106 141H107V139H106ZM161 141H164V140H161ZM160 141V142H161ZM181 141H182V139H181ZM217 140H215V142H216ZM245 142L246 141H248V139L247 140H244ZM254 141V140H253ZM3 142V141H2ZM9 142V141H8ZM32 142V141H31ZM40 142V141H39ZM75 142V141H74ZM109 142V141H108ZM117 142V141H116ZM121 142V141H120ZM130 142H132V141H130ZM157 142V141H156ZM155 142V143H156ZM172 142V141H171ZM170 142V143H171ZM220 142L221 141H219L218 143L220 144ZM239 142V141H238ZM241 142V141H240ZM250 142V141H249ZM7 143V142H6ZM5 143V144H6ZM24 143V142H23ZM33 143V142H32ZM35 143V142H34ZM103 143V142H102ZM118 143V142H117ZM116 143V144H117ZM126 143V142H125ZM124 143V144H125ZM136 143V142H135ZM142 143V142H141ZM158 143V142H157ZM162 143V142H161ZM166 143H168V142H166ZM181 143H183V142H181ZM202 143V142H201ZM228 143V142H227ZM30 144V143H29ZM58 144V143H57ZM92 144V143H91ZM90 144V145H91ZM114 144V143H113ZM120 144H122V143H120ZM133 144V143H132ZM142 144H144V142L142 143ZM164 144V143H163ZM200 144V143H199ZM205 144V143H204ZM211 144V143H210ZM213 144V143H212ZM236 144V143H235ZM253 144V143H252ZM257 144H258V142H257ZM8 145H9V143H8ZM16 145V144H15ZM18 145V144H17ZM21 145V144H20ZM23 146H24V144H22ZM26 145V144H25ZM30 145H32V144H30ZM38 145V144H37ZM51 145H53V144H51ZM85 145V144H84ZM98 145V144H97ZM129 145V144H128ZM128 145H127V147H128ZM138 145V144H137ZM146 145V144H145ZM162 145V144H161ZM171 145V144H170ZM205 145H207V144H205ZM245 145V144H244ZM264 145V144H263ZM48 146V145H47ZM74 146H76V145H74ZM81 146V145H80ZM92 146V145H91ZM95 146V145H94ZM99 146V145H98ZM108 146V145H107ZM118 146V145H117ZM149 146V145H148ZM150 146H151V144H150ZM182 146V145H181ZM225 146H229V145H225ZM247 146H249V145H247ZM262 146V145H261ZM28 147V146H27ZM26 147V148H27ZM54 147V146H53ZM100 147V149H101V146H99ZM135 147V146H134ZM143 147V146H142ZM159 147H161V146H159ZM166 147V146H165ZM176 147V146H175ZM213 147V146H212ZM218 147V146H217ZM224 147V146H223ZM1 148H3V147H1ZM12 148V147H11ZM48 148V147H47ZM47 148H46V150H47ZM59 148V147H58ZM95 148H96V146H95ZM125 148V147H124ZM140 148V147H139ZM186 148V147H185ZM193 148V147H192ZM228 148V147H227ZM242 148V147H241ZM252 148V147H251ZM250 148V149H251ZM257 148V147H256ZM259 148H261V147H259ZM15 149V148H14ZM35 149H37V148H35ZM34 149V150H35ZM63 149H62V151H63ZM97 149V148H96ZM114 149V148H113ZM128 149V148H127ZM141 149V148H140ZM153 149V148H152ZM151 149V150H152ZM167 149V148H166ZM202 149V148H201ZM253 149V148H252ZM7 150H8V148H7ZM13 150V149H12ZM26 150V149H25ZM43 150H44V148H43ZM73 150V149H72ZM102 150V149H101ZM104 150V149H103ZM102 150V151H103ZM110 150H112V149H110ZM116 150V149H115ZM114 150V151H115ZM126 150V149H125ZM134 150V149H133ZM135 150H136V148H135ZM143 150V149H142ZM203 150V149H202ZM212 150H214V149H212ZM218 150V149H217ZM226 149H224V151H225ZM232 150V149H231ZM241 150V149H240ZM4 151V150H3ZM14 151V150H13ZM36 151V150H35ZM60 151V150H59ZM94 151V150H93ZM92 151V152H93ZM109 151V150H108ZM132 151V150H131ZM140 151V150H139ZM143 151H145V150H143ZM172 151V150H171ZM227 151H229V149H227ZM232 151H234V150H232ZM262 151V150H261ZM2 152V151H1ZM8 152V151H7ZM16 152V151H15ZM24 152V151H23ZM38 152V151H37ZM55 152V151H54ZM57 152V151H56ZM84 152V151H83ZM94 152H96V151H94ZM107 152V151H106ZM136 152V151H135ZM156 152V151H155ZM169 152V151H168ZM173 152V151H172ZM171 152V153H172ZM174 152H175V150H174ZM177 152V151H176ZM179 152V151H178ZM194 152V151H193ZM202 152V151H201ZM215 152V151H214ZM253 152V151H252ZM259 152V151H258ZM2 153H4V152H2ZM20 153V152H19ZM63 153H65V152H63ZM104 153V152H103ZM108 153V152H107ZM125 153V152H124ZM127 153H129V152H127ZM144 153V152H143ZM147 153V152H146ZM151 153H152V151H151ZM196 153V152H195ZM207 153H208V151H207ZM218 153H219V151H218ZM234 153V152H233ZM236 153V152H235ZM245 153V152H244ZM263 153V152H262ZM54 154H57V153H54ZM68 154V153H67ZM111 154V153H110ZM132 154V153H131ZM137 154H138V152H137ZM137 154H135V156L137 155ZM152 154H155V153H152ZM184 153H182V155H183ZM223 154V153H222ZM225 154H226V152H225ZM29 155V154H28ZM32 155V154H31ZM34 155V154H33ZM36 155V154H35ZM38 155V154H37ZM58 155V154H57ZM61 155V154H60ZM64 155V154H63ZM78 155V154H77ZM103 155V154H102ZM127 155V154H126ZM134 155V154H133ZM144 155V154H143ZM149 155V154H148ZM161 155V154H160ZM193 155H195V154H193ZM236 155H238V154H236ZM247 155V154H246ZM258 155H259V153H258ZM11 156V155H10ZM40 156V155H39ZM41 156H42V153H41ZM47 156H49L48 154H47ZM46 156V157H47ZM65 156H66V154H65ZM86 156V155H85ZM84 156V157H85ZM114 156V155H113ZM119 156V155H118ZM129 156H130V154H129ZM139 156H140V154H139ZM147 156V155H146ZM150 156V155H149ZM154 156V155H153ZM172 156V155H171ZM177 156V155H176ZM178 156H179V154H178ZM192 156V155H191ZM231 156V155H230ZM233 156V155H232ZM245 156V155H244ZM248 156V155H247ZM23 157V156H22ZM37 157V156H36ZM62 157V156H61ZM121 157V156H120ZM166 157V156H165ZM222 157V156H221ZM234 158H236L235 156H233ZM232 157V158H233ZM261 157V156H260ZM17 158V157H16ZM18 158H20V157H18ZM33 158V157H32ZM34 158H35V156H34ZM63 158V157H62ZM134 158V157H133ZM144 158V157H143ZM151 158V157H150ZM171 158V157H170ZM177 158V157H176ZM205 158V157H204ZM212 158H213V156H212ZM239 158V157H238ZM251 158V157H250ZM259 158V157H258ZM21 159H23V158H21ZM30 159V158H29ZM43 159V158H42ZM61 159V158H60ZM95 159V158H94ZM116 159V158H115ZM120 159V158H119ZM126 159V158H125ZM155 159V158H154ZM160 159H161V157H160ZM172 159V161H173V159H175V158H171ZM170 159V160H171ZM182 159V158H181ZM186 159V158H185ZM244 159V158H243ZM247 159V158H246ZM246 159H244V160H246ZM261 159V158H260ZM14 160V159H13ZM18 160V159H17ZM51 160H53V159H51ZM56 160H58V158L56 159ZM66 160H67V158H66ZM87 160H91V159H87ZM99 160H101V159H99ZM108 159H106V161H107ZM137 160V159H136ZM142 160V159H141ZM149 160V159H148ZM147 160V161H148ZM187 160H189V159H187ZM207 160V159H206ZM20 162H23V161H21V160H19ZM34 161V160H33ZM38 160H36V162H37ZM39 161H40V159H39ZM45 161V160H44ZM92 161V160H91ZM105 161V162H106ZM129 161V160H128ZM133 161V160H132ZM161 161V160H160ZM183 161V160H182ZM191 160H189V162H190ZM224 161V160H223ZM226 161V160H225ZM249 161H250V159H249ZM8 162V161H7ZM66 162V161H65ZM87 162V161H86ZM112 162V161H111ZM137 162H139V160L137 161ZM154 162V161H153ZM153 162H151V163H153ZM156 162V161H155ZM157 162H158V160H157ZM176 162V161H175ZM192 162H193V160H192ZM199 162H200V160H199ZM207 162V161H206ZM251 162V161H250ZM257 162H258V160H257ZM256 162V163H257ZM261 162V161H260ZM3 163H4V161H3ZM16 163V162H15ZM18 163V162H17ZM26 163V162H25ZM30 163H32V162H30ZM29 163V164H30ZM60 163V162H59ZM73 163V162H72ZM167 163V162H166ZM179 163V162H178ZM186 163H187V161H186ZM230 163V162H229ZM228 162H227V164H229ZM252 163H253V161H252ZM262 163V162H261ZM1 164V163H0ZM20 163H18V165H19ZM40 164V163H39ZM38 164V165H39ZM43 164H45V163H43ZM49 164V163H48ZM48 164H46V165H48ZM91 164V163H90ZM100 164V163H99ZM110 164V163H109ZM133 164V163H132ZM163 164H165V163H163ZM183 164H185V163H183ZM190 164H193V163H190ZM195 164V163H194ZM226 164V163H225ZM234 164V163H233ZM248 164V163H247ZM255 164V163H254ZM253 164V165H254ZM263 164V163H262ZM21 165V164H20ZM24 165V164H23ZM41 165V164H40ZM59 165V164H58ZM57 165V163H56V167L58 166ZM130 165V164H129ZM138 165H141V164H138ZM138 165H136V167L138 166ZM153 165V164H152ZM155 165V164H154ZM168 165V164H167ZM173 165H175V164H173ZM178 165V164H177ZM180 165V164H179ZM196 165V164H195ZM222 165V164H221ZM224 165V164H223ZM257 165V164H256ZM256 165H255V168H256ZM2 166V165H1ZM4 166H5V163H4ZM3 166V167H4ZM11 166V165H10ZM32 166V165H31ZM45 166V165H44ZM62 166V165H61ZM77 166V165H76ZM128 166V165H127ZM146 166V165H145ZM157 166H159L158 164H157ZM169 166V165H168ZM227 166V165H226ZM234 166V165H233ZM246 166V165H245ZM248 166V165H247ZM251 166V165H250ZM13 167V166H12ZM12 167H10V168H12ZM40 167V166H39ZM74 167V166H73ZM95 167V166H94ZM102 167H105V166H103L102 165ZM116 167V166H115ZM118 167V166H117ZM122 167V166H121ZM139 167H142V165L141 166H139ZM148 167H149V165H148ZM162 167V166H161ZM166 167V166H165ZM164 167V168H165ZM186 167V166H185ZM194 167V166H193ZM192 167V168H193ZM221 167V166H220ZM223 167V166H222ZM236 167H238L237 165H236ZM23 168V167H22ZM58 168V167H57ZM106 168V167H105ZM130 168V167H129ZM134 168V167H133ZM138 168V167H137ZM143 168V167H142ZM159 168H160V166H159ZM171 168V167H170ZM187 168V167H186ZM211 168V167H210ZM249 168V167H248ZM252 168V167H251ZM263 168V167H262ZM15 169V168H14ZM14 169H13V171H14ZM24 169V168H23ZM32 169V168H31ZM35 169V168H34ZM39 169V168H38ZM52 169H54V168H51V167H49V166H45L42 170H41V172H39L38 174H37V176L35 175V174H32L33 173V171H32V173L31 172H28V173H31L30 175H35L36 176V178L33 180V181H30V183L31 182H36L35 184H33L32 185V187H33V189H35L36 187H41V183L42 182H44V181H42L43 180V175L44 174H46L47 172H49V171H51V172H53V170ZM71 169H72V167H71ZM88 169V168H87ZM117 169V168H116ZM127 169V168H126ZM144 169V168H143ZM172 169H173V167H172ZM212 169V168H211ZM222 169V168H221ZM245 169V168H244ZM16 170V169H15ZM26 170V169H25ZM39 170V171H40ZM61 170V169H60ZM63 170V169H62ZM97 170H98V167H97ZM100 170H101V168H100ZM112 170V169H111ZM121 170V169H120ZM128 170V169H127ZM130 170V169H129ZM128 170V171H129ZM133 170V169H132ZM139 170H141V169H139ZM145 170V169H144ZM149 170V169H148ZM151 170H153V169H151ZM151 170H150V172H151ZM170 170V169H169ZM238 170H240L239 168H238ZM2 171V170H1ZM28 171V170H27ZM56 171V170H55ZM75 171V170H74ZM76 171H77V168H76ZM113 171H114V169H113ZM116 171V170H115ZM119 171V170H118ZM117 171V172H118ZM165 171H167V170H165ZM198 171H199V169H198ZM219 171V170H218ZM234 171V170H233ZM241 171V170H240ZM242 171H243V169H242ZM264 171V170H263ZM262 171V172H263ZM24 172V171H23ZM57 172V171H56ZM68 172H70V171H68ZM97 172V171H96ZM122 172V171H121ZM126 172V171H125ZM135 172V171H134ZM136 172H138V171H136ZM150 172H149V174H150ZM158 172V171H157ZM228 172L229 171H226V173L225 174H228ZM248 172V171H247ZM36 173V172H35ZM55 173V172H54ZM98 173V172H97ZM102 173V172H101ZM111 173V172H110ZM113 173V172H112ZM112 173H111V175H112ZM127 173H129V172H127ZM145 173V172H144ZM167 174H168V171L166 172ZM187 173V172H186ZM185 173V174H186ZM224 173V172H223ZM241 173V172H240ZM249 173V172H248ZM14 174V173H13ZM75 174V173H74ZM77 174V173H76ZM81 174V173H80ZM86 174V173H85ZM88 174H90L89 172H88ZM94 174V173H93ZM92 174V175H93ZM116 174V173H115ZM119 174V173H118ZM146 174H148V173H146ZM162 174H165V172L164 173H162ZM170 174V173H169ZM181 174V173H180ZM179 174V176H181V175H183V174H181L180 175ZM192 174V173H191ZM218 174V173H217ZM220 174V173H219ZM225 174H224V176H225ZM28 175V174H27ZM49 175V174H48ZM60 175V174H59ZM70 175V174H69ZM91 175V176H92ZM95 175H96V173H95ZM105 175V174H104ZM132 175V174H131ZM136 175H138V174H136ZM153 175V174H152ZM188 175V174H187ZM190 175V174H189ZM189 175H188V177H189ZM233 175V174H232ZM236 175V174H235ZM239 175H241V174H239ZM257 175V174H256ZM2 176V175H1ZM34 176V177H35ZM47 176V175H46ZM45 176V177H46ZM103 176V175H102ZM113 176H114V174H113ZM126 176V175H125ZM129 176V175H128ZM154 176V175H153ZM165 176V175H164ZM195 176V175H194ZM231 176V175H230ZM246 176V175H245ZM21 178H24V184H26V186H28L29 184L28 183H26V180L27 179H25V174H21V176H20ZM31 177V176H30ZM73 177V176H72ZM101 177V176H100ZM109 177H111V176H109ZM119 177V176H118ZM135 177V176H134ZM146 177V176H145ZM169 177H170V175H169ZM191 177V176H190ZM189 177V178H190ZM233 177V176H232ZM236 177V176H235ZM234 177V179H236ZM256 177V176H255ZM259 177V176H258ZM264 177V176H263ZM62 178V177H61ZM71 178V177H70ZM103 178V177H102ZM140 178V177H139ZM148 178V177H147ZM164 178V177H163ZM171 178V177H170ZM192 178V177H191ZM9 179V178H8ZM11 179V178H10ZM31 179V178H30ZM29 179V180H30ZM49 179V178H48ZM53 179H55V178H53ZM83 179V178H82ZM87 179V178H86ZM112 179V178H111ZM125 180H126V178H124ZM155 179H157V178H155ZM196 179V178H195ZM19 180V179H18ZM32 180V179H31ZM62 180V179H61ZM92 180V179H91ZM97 180V179H96ZM131 180V179H130ZM147 180V179H146ZM165 180V179H164ZM48 181V180H47ZM54 181V180H53ZM79 181V180H78ZM99 181V180H98ZM105 181V180H104ZM137 181V180H136ZM174 181V180H173ZM233 181V180H232ZM235 181V180H234ZM233 181V182H234ZM238 181V180H237ZM239 181H241V180H239ZM257 181V180H256ZM6 182V181H5ZM13 182V181H12ZM111 182V181H110ZM110 182H109V184H110ZM147 182V181H146ZM233 182H232V184H233ZM236 182V181H235ZM16 183V182H15ZM49 183V182H48ZM59 183V182H58ZM92 183V182H91ZM94 183V182H93ZM105 183V182H104ZM122 183V182H121ZM130 183V182H129ZM134 183V182H133ZM142 183H144V182H141V183H138V186L140 187L141 185L140 184H142ZM148 183V182H147ZM244 183V182H243ZM18 184V183H17ZM79 184V183H78ZM80 184H82V183H80ZM79 184V185H80ZM154 184V183H153ZM168 184V183H167ZM181 184V183H180ZM217 184V183H216ZM256 184V183H255ZM22 185V184H21ZM60 185V184H59ZM93 185H95V184H93ZM149 185V184H148ZM184 185V184H183ZM225 185V184H224ZM228 185V184H227ZM235 184H233V186H234ZM25 186V185H24ZM30 186V185H29ZM47 186V185H46ZM45 185H44V187H46ZM63 186V185H62ZM108 186V185H107ZM181 186V185H180ZM232 186V185H231ZM237 186H239V185H237ZM16 187V186H15ZM22 187V186H21ZM31 187V186H30ZM87 187V186H86ZM122 187V186H121ZM227 187V186H226ZM5 189H6V187H4ZM17 188V187H16ZM27 188V187H26ZM29 188V187H28ZM59 188V187H58ZM79 188V187H78ZM84 188H85V186H84ZM101 188H102V186H101ZM117 188V187H116ZM141 188V187H140ZM152 188V187H151ZM159 188V187H158ZM258 188V187H257ZM23 189V188H22ZM31 189V188H30ZM43 189V188H42ZM60 189V188H59ZM105 189V188H104ZM114 189H115V187H114ZM146 189H148V188H146ZM145 188H144V190H146ZM161 188H159V190H160ZM178 189V188H177ZM187 189V188H186ZM238 189H240V187L238 188ZM252 189V188H251ZM15 190V189H14ZM13 190V191H14ZM17 190V189H16ZM26 190V189H25ZM37 190V189H36ZM47 190V189H46ZM89 190H91V188L89 189ZM119 190V189H118ZM129 190H131V189H129ZM136 190V189H135ZM141 190H142V188H141ZM180 190V189H179ZM188 190V189H187ZM231 190V189H230ZM245 190V189H244ZM4 191V190H3ZM8 191V190H7ZM19 191V190H18ZM82 191V190H81ZM169 191V190H168ZM198 191H199V189H198ZM246 191H248V190H246ZM5 192V191H4ZM11 192V191H10ZM15 192V191H14ZM13 192V193H14ZM45 192V191H44ZM58 192V191H57ZM63 192V191H62ZM132 192V191H131ZM134 192V191H133ZM249 192V191H248ZM12 193V192H11ZM36 193H37V191H36ZM83 193V192H82ZM104 193H106V192H104ZM122 193V192H121ZM143 193V192H142ZM148 193V192H147ZM149 193H150V190H149ZM178 193V192H177ZM198 193H200V192H198ZM236 193V192H235ZM238 193V192H237ZM241 193V192H240ZM7 194V193H6ZM39 194V193H38ZM56 194V193H55ZM130 193H128V195H129ZM153 194V193H152ZM156 193H154L153 195H155ZM180 194V193H179ZM185 194V193H184ZM218 194V193H217ZM234 194V193H233ZM4 195V194H3ZM51 195V194H50ZM78 195V194H77ZM258 195V194H257ZM264 195V194H263ZM17 196H18V194H17ZM32 196V195H31ZM103 196V195H102ZM102 196H100V197H102ZM112 196H113V194H112ZM115 196H118V195H116L115 194ZM114 196V197H115ZM134 196V195H133ZM139 196V195H138ZM148 196H149V194H148ZM152 196V195H151ZM158 196V195H157ZM160 196V195H159ZM187 196V195H186ZM236 196V195H235ZM6 197V196H5ZM4 197V198H5ZM19 197V196H18ZM38 197L39 196H37V198L36 199H38ZM41 197V196H40ZM47 197V196H46ZM93 197V196H92ZM123 197V196H122ZM137 197V196H136ZM135 197V198H136ZM140 197V196H139ZM147 197V196H146ZM146 197H145V199H143L144 198V196L141 198V199H143L144 201H145V204H146ZM155 197H156V195H155ZM161 197V196H160ZM259 198H260V196H258ZM2 198V197H1ZM17 198V197H16ZM21 198V197H20ZM50 198H53V197H50ZM87 198V197H86ZM105 198V197H104ZM130 198V197H129ZM138 198V197H137ZM136 198V199H137ZM216 198V197H215ZM264 198V197H263ZM18 199V198H17ZM22 199H23V197H22ZM35 199V200H36ZM40 199V198H39ZM63 199V198H62ZM110 199V198H109ZM125 199V198H124ZM151 199V198H150ZM158 199H159V197H158ZM178 199V198H177ZM11 200V199H10ZM21 200V199H20ZM26 200H28V198L26 199ZM34 200V201H35ZM43 200V199H42ZM60 200V199H59ZM142 200V201H143ZM148 200V199H147ZM182 200V199H181ZM56 201V200H55ZM64 201V200H63ZM121 201H123V200H121ZM148 201H150V200H148ZM152 201V200H151ZM150 201V202H151ZM155 201V200H154ZM188 201V200H187ZM193 201V200H192ZM240 201V200H239ZM7 202H8V200H7ZM33 202V201H32ZM39 202H40V200H39ZM88 202V201H87ZM103 202V201H102ZM112 202V201H111ZM126 202V201H125ZM132 202V201H131ZM139 202V201H138ZM183 202V201H182ZM223 202V201H222ZM235 202V201H234ZM242 202V201H241ZM243 202H246V201H243ZM23 203V202H22ZM42 203V202H41ZM48 203V202H47ZM90 203V202H89ZM205 203V202H204ZM208 203V202H207ZM24 204V203H23ZM39 204V203H38ZM37 204V205H38ZM49 204V203H48ZM161 204V203H160ZM189 204H191V203H189ZM247 204H249V203H247ZM34 204H32V205H30L29 204V208H31V206H33ZM40 205V204H39ZM59 205V204H58ZM122 205V204H121ZM128 205V204H127ZM149 205V204H148ZM152 205V204H151ZM155 205V204H154ZM162 205V204H161ZM253 205V204H252ZM23 206L24 205H22V204H20V203H15V202H13V201H10L8 204H2V203H0V243H4L5 241H7V242H9L10 244H12L14 247H19V245H27L28 243H32L33 245L35 244V242L34 241H36L35 239H37V254H40V245H41V242H40V238H41V229H39V224L37 225V224H32L31 223V220L29 219V217L28 216H30L29 214L31 213V214H33L34 212H35V210L36 209H29V208H23ZM64 206V205H63ZM66 206H67V204H66ZM89 206V205H88ZM99 206V205H98ZM97 206V207H98ZM136 206V205H135ZM142 206H144V205H142ZM165 206V205H164ZM182 206V205H181ZM185 206H187V205H185ZM37 207V206H36ZM58 207H60V206H58ZM68 207V206H67ZM71 207V206H70ZM132 207V206H131ZM134 207V206H133ZM137 207V206H136ZM135 207V208H136ZM154 207V206H153ZM183 207H184V205H183ZM22 208L24 209V210H22ZM49 208V207H48ZM73 208V207H72ZM103 208V207H102ZM109 208V207H108ZM120 208V207H119ZM127 208V207H126ZM138 208V207H137ZM159 208V207H158ZM188 208V207H187ZM219 208H220V206H219ZM232 208V207H231ZM236 208V207H235ZM37 209H38V207H37ZM43 209V208H42ZM54 209V208H53ZM59 209V208H58ZM57 209V210H58ZM62 209V208H61ZM70 209V208H69ZM81 209V208H80ZM83 209V208H82ZM99 209H100V207H99ZM117 209V208H116ZM138 209H141V208H138ZM137 209V210H138ZM145 209V208H144ZM147 209V208H146ZM179 209V208H178ZM41 210V209H40ZM56 210V209H55ZM75 210V209H74ZM129 210V209H128ZM136 210V211H137ZM185 210H186V208H185ZM44 211V210H43ZM51 211V210H50ZM49 211V212H50ZM145 211H147V210H145ZM158 211V210H157ZM190 211V210H189ZM220 211V210H219ZM40 212V211H39ZM57 212V211H56ZM56 212H55V214H56ZM64 212V211H63ZM68 212V211H67ZM107 212V211H106ZM133 212H134V209H133ZM147 212H149V211H147ZM199 212V211H198ZM202 212V211H201ZM261 212V211H260ZM262 212H263V210H262ZM261 212V214H263ZM42 213V212H41ZM60 213V212H59ZM58 213V214H59ZM66 213V212H65ZM69 213V212H68ZM72 213V212H71ZM96 213V212H95ZM135 213V212H134ZM137 213V212H136ZM140 213V212H139ZM226 213V212H225ZM46 214V213H45ZM70 214V213H69ZM73 214V213H72ZM91 214V213H90ZM125 214H126V211H125ZM153 214V213H152ZM187 214V213H186ZM219 214H220V212H219ZM238 214V213H237ZM250 214V213H249ZM28 215V216H27ZM35 215V214H34ZM63 215V217L65 216L64 214H62ZM74 215V214H73ZM81 215H83V214H81ZM84 215H86V214H84ZM138 215V214H137ZM252 215H253V213H252ZM36 216V215H35ZM34 216V217H35ZM100 216H103L102 214L100 215ZM143 216V215H142ZM145 216V215H144ZM201 216H203V214L201 215ZM241 216V215H240ZM264 216V215H263ZM36 217H38V216H36ZM95 217V216H94ZM134 217V216H133ZM191 217V216H190ZM261 217H262V215H261ZM76 218H77V216H76ZM92 218V217H91ZM135 218H136V216H135ZM195 218H196V216H195ZM234 218V217H233ZM250 218V217H249ZM254 218V217H253ZM35 219V218H34ZM42 219V218H41ZM48 219V218H47ZM50 219V218H49ZM60 219V218H59ZM63 219V218H62ZM73 219V218H72ZM78 219V218H77ZM82 219V218H81ZM87 219V218H86ZM93 219V218H92ZM94 219H96V218H94ZM93 219V220H94ZM103 219V218H102ZM126 219V218H125ZM137 219V218H136ZM203 219V218H202ZM205 219V218H204ZM229 219V218H228ZM245 219V218H244ZM257 219V218H256ZM74 220V219H73ZM122 220H123V216L121 215V213H119V214H116L115 216H113L112 218H111V220L109 221V222H107L106 224H105V226H104V229H103V232H105V233H107L108 234V239H107V241H106V243L104 244V242H103V244L102 245H104L103 246V248L102 249H100V250H96V249H94V251L96 252L95 254H96V256H97V258H98V261H97V263H94V264H110L108 261L110 260V256L113 254L111 251H112V245H115V243H116V237H117V234H118V231H121V230H118L120 227V224H121V222H122ZM130 220V219H129ZM132 220V219H131ZM130 220V221H131ZM243 220V219H242ZM240 218H239V220L237 221V224L238 225H240L242 228L241 229H243V230H247V225H246V223H244L243 221H242ZM263 220V219H262ZM46 221V220H45ZM50 221V220H49ZM70 221V220H69ZM84 221V220H83ZM86 221V220H85ZM199 221V220H198ZM39 222V221H38ZM44 222V221H43ZM65 222H66V220H65ZM75 222V221H74ZM101 222V221H100ZM135 222V221H134ZM137 222V221H136ZM135 222V223H136ZM153 222V221H152ZM218 222V221H217ZM216 222V223H217ZM249 222V221H248ZM257 222H259V221H257ZM63 223V222H62ZM61 223V219H60V224H62ZM67 223V222H66ZM80 223H82V222H80ZM79 223V224H80ZM196 223V222H195ZM200 223V222H199ZM235 223L236 222H234V225H235ZM46 224V223H45ZM49 224V223H48ZM55 224V223H54ZM70 224V223H69ZM86 224V223H85ZM94 224V223H93ZM144 225H145V223H143ZM142 224V225H143ZM209 224H210V222H209ZM232 224V223H231ZM43 225V224H42ZM41 225V226H42ZM68 225V224H67ZM81 225V224H80ZM122 225H125V224H122ZM131 225V224H130ZM135 225V224H134ZM149 225V224H148ZM216 225V224H215ZM227 225V224H226ZM40 226V227H41ZM49 226H51V224L49 225ZM56 226H58L57 224H56ZM60 226V225H59ZM71 226V225H70ZM70 226H69V228H70ZM95 226V225H94ZM129 226V225H128ZM230 226V225H229ZM228 226V227H229ZM101 227V226H100ZM130 227H132V226H130ZM129 227V228H130ZM135 227V226H134ZM133 227V228H134ZM139 227V226H138ZM144 227V226H143ZM145 227H147V226H145ZM157 227V226H156ZM171 227V226H170ZM233 227V226H232ZM254 227V226H253ZM55 228H58V227H55ZM54 228V229H55ZM63 228V227H62ZM61 228V229H62ZM64 228L66 229V226H64ZM68 228V229H69ZM126 228V227H125ZM124 228V229H125ZM140 228V227H139ZM139 228H137V229H139ZM256 228V227H255ZM258 228V227H257ZM264 228V227H263ZM43 229V228H42ZM86 229H87V227H86ZM90 229H92V228H90ZM136 229V230H137ZM222 229V228H221ZM231 229V228H230ZM254 229V228H253ZM59 230V229H58ZM63 230L64 229H62V232H63ZM126 230H127V228H126ZM130 230V229H129ZM128 230V231H129ZM141 230V229H140ZM143 230V229H142ZM197 230H199V229H197ZM200 230H201V228H200ZM209 230V229H208ZM223 230H224V228H223ZM226 230V229H225ZM227 230H228V228H227ZM252 230V228L250 229V231ZM68 231V230H67ZM95 231V230H94ZM162 231H163V229H162ZM263 231V230H262ZM44 232V231H43ZM70 232V231H69ZM78 232V231H77ZM76 232V233H77ZM101 232V231H100ZM135 232V231H134ZM139 232V231H138ZM171 232V231H170ZM201 232V231H200ZM227 232V231H226ZM239 232V231H238ZM260 232V231H259ZM47 233V232H46ZM67 233V232H66ZM80 233V232H79ZM88 233V232H87ZM99 233V232H98ZM120 233V232H119ZM127 233V232H126ZM146 233V232H145ZM151 233H153V232H151ZM161 233V232H160ZM162 233H164V231L162 232ZM167 233V232H166ZM181 233V232H180ZM210 233V232H209ZM216 233V232H215ZM232 233V232H231ZM235 233V232H234ZM242 233V232H241ZM49 234V233H48ZM51 234H53V233H51ZM57 234V233H56ZM72 234V233H71ZM86 234V233H85ZM124 234V233H123ZM128 234V233H127ZM126 234V235H127ZM138 234H140V232L138 233ZM159 234V233H158ZM169 234V233H168ZM194 234V233H193ZM246 234H248V233H246ZM255 234V233H254ZM44 235V234H43ZM55 235V234H54ZM62 235V234H61ZM75 235V234H74ZM77 235V234H76ZM99 235V234H98ZM129 235V234H128ZM134 235H135V233H134ZM160 235V234H159ZM176 235V234H175ZM178 235V234H177ZM182 235V234H181ZM180 235V236H181ZM190 235V234H189ZM245 235V234H244ZM249 235V234H248ZM248 235H246V236H248ZM256 235V234H255ZM258 235V234H257ZM92 236V235H91ZM102 236V235H101ZM103 236H104V234H103ZM106 236V235H105ZM142 236V235H141ZM149 236V235H148ZM154 236V235H153ZM165 236H166V234H165ZM184 236H187V235H184ZM260 236V235H259ZM118 237H120V236H118ZM145 237V236H144ZM188 237V236H187ZM207 237V236H206ZM209 237H210V235H209ZM208 237V238H209ZM218 237V236H217ZM256 237V236H255ZM27 240H26V239ZM49 238V237H48ZM65 238V237H64ZM78 238V237H77ZM87 238V237H86ZM131 238V237H130ZM138 238V237H137ZM146 238V237H145ZM219 238V237H218ZM249 238V237H248ZM252 238V237H251ZM259 238V237H258ZM50 239V238H49ZM97 239H99V238H97ZM103 239V238H102ZM125 239V238H124ZM140 239V238H139ZM196 239V238H195ZM211 239V238H210ZM209 239V240H210ZM257 239V238H256ZM260 239V238H259ZM43 240V239H42ZM76 240V239H75ZM78 240H79V238H78ZM96 240V239H95ZM145 240V239H144ZM170 240V239H169ZM192 240V239H191ZM264 240V239H263ZM46 241V240H45ZM73 241V240H72ZM122 241V240H121ZM123 241H125V240H123ZM131 241V240H130ZM134 241V240H133ZM137 241V240H136ZM213 241V240H212ZM245 241V240H244ZM51 242V241H50ZM64 242V241H63ZM62 242V243H63ZM76 242V241H75ZM78 242V241H77ZM80 242V241H79ZM84 242H85V240H84ZM99 242V241H98ZM139 242V241H138ZM151 242H153V241H151ZM155 242V241H154ZM177 242V241H176ZM185 242V241H184ZM246 242V241H245ZM251 242H252V240H251ZM260 242V241H259ZM49 243V242H48ZM66 243H67V241H66ZM100 243H101V241H100ZM121 243V242H120ZM124 243V242H123ZM135 243V242H134ZM216 243V242H215ZM219 243V242H218ZM262 243H263V241H262ZM137 244V243H136ZM164 244V243H163ZM168 244V243H167ZM195 244V243H194ZM237 244H238V242H237ZM251 244V243H250ZM2 245V244H1ZM43 245H44V242H43ZM60 245H61V239L60 238H58V237H56L53 241H52V243L48 246L49 247V249H50V251L52 252V254H56V252L58 251V247H60ZM67 245V244H66ZM82 245V244H81ZM84 245H85V243H84ZM83 245V246H84ZM87 245V244H86ZM85 245V246H86ZM93 245V244H92ZM95 245V244H94ZM97 245H101V244H97ZM118 245V244H117ZM116 245V246H117ZM124 245H126V243L124 244ZM123 245V246H124ZM176 245V244H175ZM184 245V244H183ZM193 245V244H192ZM199 245H200V243H199ZM225 245H227L226 244V242H225ZM255 245V244H254ZM259 245V244H258ZM262 245V244H261ZM3 246H5V245H3ZM30 246V245H29ZM42 246V245H41ZM80 246V245H79ZM130 246H132V245H130ZM139 246V245H138ZM156 246V245H155ZM167 246V245H166ZM165 246V247H166ZM223 246V245H222ZM244 246V245H243ZM249 246V245H248ZM25 247V246H24ZM27 247V246H26ZM46 247V246H45ZM67 247V246H66ZM97 247V246H96ZM100 247V246H99ZM120 247V246H119ZM134 247V246H133ZM140 247V246H139ZM142 247V246H141ZM257 247V246H256ZM33 248V247H32ZM64 248V247H63ZM62 248V249H63ZM93 248V247H92ZM113 248H115V247H113ZM131 248V247H130ZM147 248V247H146ZM162 248V247H161ZM238 248H240L239 246H238ZM20 249H21V247H20ZM77 249H79V248H77ZM123 250H126V249H124V247L122 248ZM133 249V248H132ZM153 249H155V247L153 248ZM158 249V248H157ZM166 249V248H165ZM209 249V248H208ZM221 249V248H220ZM6 250H9V249H6ZM43 250H44V248H43ZM46 250H48V249H46ZM128 250V249H127ZM131 250V249H130ZM136 250V249H135ZM138 250V249H137ZM145 250V249H144ZM156 250V249H155ZM163 250V249H162ZM170 250H171V248H170ZM229 250V249H228ZM235 250V249H234ZM264 250V249H263ZM1 251V250H0ZM10 251V250H9ZM87 251V250H86ZM85 251V252H86ZM88 251H90V250H88ZM114 251V250H113ZM119 251H121V248H120V250ZM148 251V250H147ZM167 251H168V248H167ZM172 251V250H171ZM209 251V250H208ZM12 252V251H11ZM10 252V253H11ZM15 252V251H14ZM42 252V251H41ZM85 252H83V250H81V251H79L78 253L80 254V256L83 258V264H93V260L91 261V259L89 258V256H88V253H85ZM91 252V251H90ZM138 252H139V250H138ZM142 252L143 251H141V254H142ZM159 252V251H158ZM175 252V251H174ZM210 252V251H209ZM260 252V251H259ZM7 253V252H6ZM67 253V252H66ZM91 253H93V251L91 252ZM110 253H111V255H110ZM117 253V252H116ZM122 253V252H121ZM136 253V252H135ZM152 253V252H151ZM215 253H216V251H215ZM221 253V252H220ZM3 254V253H2ZM24 254H26V253H24ZM43 254V253H42ZM45 254V253H44ZM48 254H49V251H48ZM75 254V253H74ZM77 254V253H76ZM144 254H146V253H144ZM159 255H161L160 254V252L158 253ZM176 254H177V252H176ZM178 254H180V253H178ZM184 254V253H183ZM188 254V253H187ZM236 254H239V253H236ZM246 254V253H245ZM248 254V253H247ZM7 255V254H6ZM91 255H93V254H91ZM172 255V254H171ZM185 255V254H184ZM209 255V254H208ZM234 255V254H233ZM13 256V255H12ZM19 256V255H18ZM28 256V255H27ZM37 256V255H36ZM58 256V255H57ZM66 256V255H65ZM64 256V257H65ZM72 256V255H71ZM77 256V255H76ZM124 256H126V255H124ZM130 256V255H129ZM147 256V255H146ZM189 256H191L190 254H189ZM196 256H197V254H196ZM4 256L2 255V257L1 258H3ZM26 257V256H25ZM30 257V256H29ZM38 257V256H37ZM51 257H53V256H51ZM118 257V256H117ZM128 257V256H127ZM210 257V256H209ZM250 257V256H249ZM19 258H21V257H19ZM31 258V257H30ZM60 258V257H59ZM66 258V257H65ZM113 258V257H112ZM116 258V257H115ZM115 258H113L112 259V263L113 262H115ZM120 258V257H119ZM118 258V259H119ZM138 258V257H137ZM144 258V257H143ZM158 258H161V257H158ZM164 258V257H163ZM162 258V259H163ZM181 258V257H180ZM190 258H192V256L190 257ZM194 258V257H193ZM197 258V257H196ZM195 258V259H196ZM4 259V258H3ZM13 258H11V260H12ZM28 259V258H27ZM33 259V262L31 261V262H28V261H26V259L25 260H23L22 261V258H21V261H22V264H37L36 263V261L38 260V258H32ZM31 259V260H32ZM41 259V258H40ZM93 259V258H92ZM127 259V258H126ZM130 259H131V257H130ZM134 259V258H133ZM154 259H156V258H154ZM183 259V258H182ZM198 259V258H197ZM214 259V258H213ZM231 259V258H230ZM1 260V259H0ZM5 260V259H4ZM17 260V259H16ZM72 260V259H71ZM81 260V259H80ZM136 261H138V259H135ZM152 260V259H151ZM165 260V259H164ZM181 260V259H180ZM221 260V259H220ZM241 260V259H240ZM8 261V260H7ZM20 261V260H19ZM124 261V260H123ZM146 261V260H145ZM176 261V260H175ZM182 261H184V260H182ZM264 261V260H263ZM10 262V261H9ZM13 262V261H12ZM39 262V261H38ZM60 262V261H59ZM62 262V261H61ZM64 262V261H63ZM118 262V261H117ZM120 262V261H119ZM122 262V261H121ZM130 262H131V260H130ZM160 262V261H159ZM177 262V261H176ZM260 262V261H259ZM258 262V263H259ZM15 263V262H14ZM44 263V262H43ZM49 263H50V261H49ZM73 263V262H72ZM132 263H134V262H132ZM131 263V264H132ZM140 263V262H139ZM148 263V262H147ZM152 263V262H151ZM188 263V262H187ZM224 263V262H223ZM226 263V262H225ZM8 264V263H7ZM10 264V263H9ZM39 264H42L41 262H39ZM75 264V263H74ZM121 264V263H120ZM125 264V263H124ZM137 264V263H136ZM158 264V263H157ZM190 264V263H189ZM252 264V263H251ZM261 264V263H260Z\"/></svg>",
    "mask_w": 264,
    "mask_h": 264
}]
</instances>
